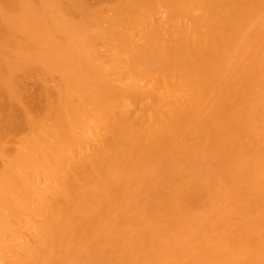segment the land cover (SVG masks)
Returning <instances> with one entry per match:
<instances>
[{"label": "bare ground", "instance_id": "bare-ground-1", "mask_svg": "<svg viewBox=\"0 0 264 264\" xmlns=\"http://www.w3.org/2000/svg\"><path fill=\"white\" fill-rule=\"evenodd\" d=\"M10 1L11 2L14 1L15 5L17 3H18V5H20L19 3H21L22 0H19V1L16 0L18 2H15V0H7V1L0 0V3L2 2L4 5L7 4L6 6L9 7L8 5H10L9 4ZM27 1H26V3L22 2L21 3L22 6L20 5L21 7L18 6V8L27 7L26 10L28 11V14L26 15L27 11L24 14L25 15L24 20L27 21L28 25L26 24V22H24V24H26L25 26L27 28H28V26L30 28L36 24L35 29L33 27L30 30H29V28L28 29L25 28L26 30H28L26 32L32 31L34 29L33 38H31L33 41L30 39V42H28L29 43L28 44L27 40L29 41V39L24 37L25 40H23L24 42L26 41V43L28 45V53L25 51V54H26V56L29 54V57H27V58L23 57L25 59V60L23 59L24 60L23 64L20 61L18 64L15 65L14 63H10L7 60L4 61L5 59H1L2 54H0V108L3 110V108L5 106H7L10 110V116H6L8 119L7 118L3 119V120L6 119L4 121L5 123L0 118V120L2 121V124L4 123L5 128H6L5 131L2 130L3 133H1V131H0V133L3 137V140L1 141L3 147L1 146V148H0V155L3 156V154H5V156L9 157V158L5 159V160H7V161H5V162H7V164L6 165L4 164V167L0 168V244L1 245L5 244L4 246L2 245L3 247L1 246L0 248L7 249L6 251L10 252L9 255H7V256H10V258L12 257L13 260L20 259L19 261L15 260L17 262L16 264H54V263L58 264V260L59 261L61 260L62 262H64V259H62V258H65L66 256L69 257V263L72 261L71 262V264H72L73 261H75L76 259L71 258V256H72L71 254L77 253L76 251L78 249H79V251L76 254V258L78 257L77 255H79L81 253V251H83V253L85 255L87 253L91 254L94 252V255L97 257V255L95 253H97L98 250L100 252L101 249L103 251L109 249L110 250V252H109L110 256H109V254L106 253L109 256V257H107L109 259H107L106 257L104 258V256H107V255H105L106 251H104V252L101 251L100 253L103 252L104 254L100 255V253H99V256L104 255L103 258L101 257L98 259V258L93 256L94 259L92 261H93V264H110V263L112 264L113 262H110V263H108L109 261L106 262V259L110 260V258L113 257L114 260L113 259L112 260L115 262V261H119V259L122 258V257H120V258L118 257V259H116V256L115 257L113 255L111 256V254H114V255L116 254L115 252L112 253L114 250V247H112V246H114L115 244H116L115 246L123 245V240L126 238V235L124 236V234H126V233H127V235L130 234V233L126 232V231H129V230H126V229H128V226L133 227L134 229L135 228L140 229L141 227H143V225H144L143 223L145 222V221H142L143 219L141 218V216L144 217L142 211L141 212L139 211L140 210L139 205H141V203H142V201L138 202L139 199H141L140 198L141 196L139 195L141 193L138 194L139 199H137L138 198V196H136L137 193L135 195L133 194L134 193L133 191L136 190V188H137L136 191H138L140 188V186H139V188L133 186V185H136L137 182L138 183L136 186H138V184L139 185L141 184L142 188L144 189V192L146 191L148 196L151 195V193H152L153 194L152 196L161 195L160 197H163L161 203L160 202L159 203L157 202L158 204L153 203V206H156L157 208H159L158 206H164L165 204H169L170 202H171V204H173L172 201H175L176 199L178 200V198H176L177 196L179 198L183 197L182 202H181L182 198H181V200L180 199L178 200L179 201L178 204L181 203L180 206L182 207V206H184L183 202L187 203L190 200V198H188V197H191V202L197 201L196 198L198 197L199 198L198 203H199L201 198L204 197L202 194H204V191L206 189H207V191H208V189H211V191L209 190L208 193L211 192V194L213 193V195L216 193V192H213V189H212L215 185L213 184L214 185L213 187H212V185L211 186L209 185L210 184V177H214V175H217L218 171H220V173H221V170L225 166H227V163L230 160V157H232L230 155V154H232V153H230V151L233 152L232 151L233 149L230 150V148H234V147H232V145L234 144V139H232L231 137L229 138V132H230V130L232 131L234 129V127L238 128V126H239L238 124L241 123L240 121H242V120L244 121V119H242V118H244L243 116H242V118H240L241 115H239L240 117L237 116L239 113L236 114L237 118H236V120H234V117H236V116H234L235 113L233 114V110L231 111V109L233 107L232 105L234 104L235 98L237 96L235 94L236 93L235 91H237V89H236L237 87L235 88V86H237L238 84L240 85V83H241V85L243 87H245L244 93L242 91V93H243L242 96L246 95V97L247 96L252 97V95H251V94H253L252 86L254 85V84L252 85V81H254V79H255L256 81H254V82L256 83L255 85H257V80L261 81L262 79H264L263 78L264 73L261 71V70L264 71V65H263L264 63H262V61H264V59L263 60L260 59L261 55L259 56V59L257 57V59L260 61V62L258 61V63H260V65L263 66V69L260 68V74H259L260 78H259V75L257 73L254 75V77H255L254 78L252 75V71L248 72L247 70L244 71V69H243L244 72H242L241 71L242 68L239 67L241 69L240 71L242 72L239 83L237 82L238 83L237 84L234 81L236 83V85H235V83L231 84L233 82V80H231L229 77V79L227 80L229 82L231 81V83H229L231 85L229 86L228 82L227 83L223 82V80L225 81V79H226V78L222 79L223 71L226 72L227 71L226 69H228V70L231 69L230 70L231 76H233V74L235 76L236 75L235 73L239 72V70L236 69V70H238L236 72V70L234 71V68H237L238 64H239V66L243 67L242 66L243 64L241 65V63H240V62L243 63V61L245 60V58H243V57L244 56L247 57L248 55L246 56V53L248 52L247 54H250L249 51L253 50V48L258 46V45L256 46V44L254 46L253 44L255 41H253V44H252L253 48H252V46L249 45L250 42L248 43L249 40L246 41V39H244L243 36H246V38H249V37L252 38L253 32H254V35H257L255 33H257L256 31H258V35H259L260 34L259 31L261 29H264V28H262L264 26H260L261 25L260 23H262V24L264 23V20H262V19H264V12H263L264 6L259 4L260 6L263 7V8L261 7V9H260V7L258 8V5H256L257 11H256V9L253 10L251 8L252 13L248 12L246 15V11L252 5V0H210L209 4L206 3V1H208V0H111L112 3L111 4L108 3V6L103 5V7H106V8H103L102 6L101 7L98 6V8H96V7L93 8L91 6L92 4H90V3L88 4L86 2V0H69V1H73V8L75 7L78 10L77 12L76 11L75 12L79 13L78 15L80 17L79 21L77 22L78 25L74 26V24H72L74 22H71V25H70V23L68 21H70L72 14L75 13L74 11H72V10H75V8L73 9V8L69 7L66 10V12L64 11L65 14L64 13L62 14V12H61V13H57L55 16V14L51 13V10H48V8L51 5V7L53 9H55V8L59 9L62 0H57L56 4H55V1L53 0L54 5L56 7L53 5L52 0H44V1H46V2H44L45 3L44 5H46V3H47V5L45 7L47 8L46 10L48 12H46L45 10L44 11H45V13H48V14L50 13L47 17H48V19L50 17L49 23L51 22L49 24L51 26H48L50 29L48 27H47V29H45V27L48 24L47 25L44 24L45 21L41 17V15L37 16L38 13L35 12V14H34V11L29 14V12L32 10H30L31 5L29 4V1L28 2ZM24 3L27 4V6H25V5L23 6ZM14 4L12 2L11 5H14ZM263 4H264V2H263ZM70 5L72 6V4H70ZM205 5L206 6L213 5L210 8L208 7L206 10L211 9L210 11H212L215 7L217 8V10H213L212 12L215 11L214 13H209L208 11H207L208 13L202 12L205 9L204 8ZM252 7H255V6L252 5ZM197 8H201V9L198 11ZM13 9L14 8H12L11 10H13ZM98 9H100V10H98ZM105 9H106V11H105ZM258 9L261 10V14H263L262 17L259 16L261 14H258L260 11ZM17 10L18 9H14L13 11H15L16 14L18 15V11L23 10V9H20L18 11ZM196 10H197V12H196ZM94 11H97L96 14H94L95 13ZM15 12H13V13H15ZM23 12H24V10H23ZM256 12H257L259 17L257 16ZM66 13H69V14H66ZM155 13H158V15L161 13L162 22H160L161 20H159L161 18L160 15H159V17H160L159 19L158 18H157V20L155 19L156 17H154V15L155 16L157 15ZM51 14H53V16H51ZM243 14L246 16H242ZM250 14H251V16H249ZM254 14L257 16V18H256L257 20H255L256 23H254V17H255ZM24 15L19 14L17 19H15L13 21L14 24H10V25L6 24V22H4V20L0 16V43L4 44V43L12 42L11 33L14 30V26H15V24L18 23L17 22L18 19H19V22L24 21V20H22ZM95 15H98V16H95ZM158 15H157V17H158ZM91 16H93V17L95 16L96 18L99 17L101 19V21L103 22V25H102L100 19H98V18L96 19V20H98L97 22L98 23L100 22V24L102 25V29H100L101 27L99 28L100 32H101V30H102V32L100 33V32H98L99 31L98 30L97 33H100L103 36L102 38H104L105 40L100 38L101 35L98 38L97 36L99 34H97V36H96V34L95 35L93 34L94 37L96 36L97 40L101 39L100 42H99V40L96 42V40L94 41V39L91 38L93 36L92 34L86 33L87 39H85L86 40V44H85L84 38H81L82 37L81 34H83V33H80V32H82L80 27H83V25L85 27L86 23H88V25H90V26H88L89 28H91L92 24H93L92 27L94 26V24L95 25L98 24L96 22V20H93V17L91 18ZM215 16H218V17L215 18ZM53 17H55V19H53ZM64 17H66V18H64ZM181 17L185 18L183 22H182V20H180L181 24L178 23L179 20H177V22L174 21V19H178ZM237 17H241V18H239V20H238ZM242 17L245 21L242 19ZM68 18H69V20H68ZM165 18L168 20L169 19L173 20L171 22H172V24H174V26L170 27L171 24H169ZM226 18H229V19H226ZM230 18H232V19L236 18V21L233 22L232 19H230ZM260 18H262V19H260ZM51 19H52V21H51ZM252 19H253V23L255 25H252L253 24V23H251ZM66 20H67V23L65 22ZM73 20L71 19V21H73ZM91 20H93V23ZM158 20H159V22H157ZM224 20H226L225 22L227 24H229V26L227 25V27H229L228 31H226L228 28L226 27V25H225L226 23L224 22ZM227 20H229V21H227ZM240 20H243V22L241 21L242 25L245 22H247V23L249 22L248 25L251 23L250 24L251 26H249V29L253 28V30H251L252 34H250L251 32L250 33L248 32L249 29L247 28L248 25L246 26L247 23L244 24V26H245L244 27L241 25ZM163 21H165V22H163ZM89 22H90V24H89ZM231 22L233 23V25L235 24L234 27L232 26ZM46 23H47V21H46ZM60 23H62V24H60ZM162 23H164L166 25H162ZM175 23H177L176 24L177 26L175 25ZM236 23H238V25ZM63 24H64V27L62 26ZM65 24H67V25L69 24L68 27L73 25L72 29H71V27H70L71 30L69 28H67V26H65ZM37 25H39V27H40V30L38 29L39 30L38 33L36 31ZM60 25L62 26V28H60ZM256 26L258 28H256ZM75 27L78 29L80 28V32H79L80 34L77 36H76V34H78V32L75 31L76 30ZM174 27H175V29H174ZM177 27H179V28H177ZM231 27H233V28H231ZM238 27H240V28H238ZM254 27H255V30H254ZM58 28H60L61 30L63 28H65V30L68 29L69 33L72 30H74L73 28H75L74 32H76V33L75 34L71 33L70 35H72V36L75 35V36H73V38H75V37L78 38V36H79V38L82 39L81 40L82 42H79L78 41L79 38H78L77 44H76L74 42L75 40H73L72 36H70L69 33H66L69 36L66 35V37H64L63 39H60V37H63V36L60 35V37H59V36H57L58 34L56 32H54ZM236 28L238 31L234 32V30ZM259 28H260V30H257ZM88 30H90V29H88ZM93 30L94 29H92V31ZM245 30H247V31H245ZM18 31H19V28H18ZM53 32L55 35L57 34L56 35L57 38L53 35ZM230 32H232V33H230ZM239 32H240V34H242V32H243V35H240ZM244 32H245V34H244ZM263 32L264 31L262 30L261 33H263ZM31 33H30V35H31ZM58 33H60V32H58ZM95 33H96V31H95ZM102 33H104V35H106L107 39H106V37H104V35ZM229 34H230L231 39L233 38L234 34H236L234 36L236 39H239V35L242 36L243 38L240 37L242 39H239V42H240V40H242L241 43L246 44V46H248V47L250 46L252 49L246 47L247 49L245 52V47H244L245 45H243L244 49L242 48V50H241V48H239V47H241L242 44L238 43V42L237 43L235 42V44H237V45L231 43L232 45H235L236 47L233 46V47L229 48V46H231L230 42L235 39L234 38L232 40L231 39L228 40L226 37H228ZM14 35H15V33H14ZM48 35L50 37H48ZM52 35H53V37H52ZM258 35H257V37H258V39H260L262 35L261 34H260L261 36H258ZM87 36H90V38L88 39ZM58 37H59V39H58ZM254 37L256 38V36H254ZM262 38H263V36H262ZM36 40L41 41V43L39 42L40 44H42V43L44 44L43 48H40V46H39L41 53H39L37 45L34 46V44L36 43ZM261 40H263V39H261ZM261 40L260 41L258 40L259 43H257V44H259V49H260V45H261V48H262L261 50H263L264 49V43L260 44ZM94 42H95V44L98 43L99 46L102 44L100 46V48L102 50L105 46H106V49H104V50H107L108 45H109L108 49H111L112 51L108 50L109 53H106V52L102 53V51L95 52L94 50L97 46H94ZM102 42H104L105 45ZM15 43L17 46H20V44L17 43V41H15ZM26 43H23V44H26ZM30 43H32V44H30ZM39 43L37 42V44H39ZM23 44H21V45H23ZM238 44H241V45L238 46ZM5 46H6V44H5ZM92 46L95 47L94 50H93ZM21 47L22 46H20V48ZM222 47H223V50H222ZM224 48L225 49L228 48V50H227L228 53H230V51H231V53H233L234 50H236L235 53H237L239 60L240 59H244V60L237 62L238 58H232L231 59V56H229L231 54L226 53V56H225L224 52H223L225 50ZM231 48L233 50H230ZM238 48L241 50V52L239 51ZM23 49H24V46H23ZM96 50H97V48H96ZM20 51H22V50H20ZM20 51H18V52H20ZM37 51L39 54L37 53ZM0 52H1V50H0ZM110 52H112V53H110ZM251 53H252V51H251ZM240 54H241V56H240ZM21 55H22V52H21ZM123 56H125V57L123 58ZM223 56H224V59L222 58ZM251 57L249 56L248 59L249 58L251 59ZM263 57H264V50H263ZM227 58H229L228 60H232V62L231 61L228 62V60L226 61ZM28 59H31V60L28 61ZM252 59H254V58H252ZM38 60H40V61H38ZM224 61L227 62L228 64L223 65L222 62H224ZM39 62H40V64H38ZM255 64L253 62L252 63L248 62V65L247 64L246 65L249 68H252V70H253L255 67H252V66ZM21 65L23 67H21ZM226 65L228 66V68L226 67ZM15 67H21L22 69L24 68L22 70L23 72L22 71L19 72V73L22 72L21 73L22 76L18 72L15 71V70H17V68L15 69ZM222 67L223 68L225 67L226 71ZM232 68H233V71H232ZM257 70H258V68H257ZM246 71L248 73H246ZM258 73H259V71H258ZM238 74H240V72ZM256 75H258V77ZM220 76H222V77L220 78ZM226 76H228V74ZM226 76H224V77H226ZM19 78L32 79L29 82V83L32 82L31 83L32 85L28 84L29 86H31V88L29 89L30 92L27 93V94H29V98H30V100H28V101L25 100L24 96L22 97V92H21V90H19L20 87H22L21 85L18 89L17 79L19 80ZM220 80H221L222 84L219 82ZM218 83H220V88L222 85L227 84L230 87V89L226 90V88L228 86H225V85H224L225 87L224 86L222 87V88H224L223 90H222V88L218 89L217 88V86L219 87ZM25 84H26V82H25ZM231 87L235 88L236 90L231 89ZM36 88H37V90L39 89V91H36ZM215 89L220 90L219 93L217 92V90L215 91ZM221 90L223 91V94H222ZM224 90H225V92H224ZM22 91H24V89ZM210 93L212 94V97L210 98L211 100L215 94L218 96V98H216L217 97L216 95L214 96L213 99L216 98L217 101L215 102V105H211V108L209 107L210 104H208L209 101L208 102L206 101L208 98L205 99ZM213 93H214V95H213ZM255 93H256V94H254L255 96L253 95L254 97H256L257 94L260 92L256 91ZM24 94H26V93H24ZM249 95H251V96H249ZM27 97H28V95H27ZM246 97H245V99H246ZM260 98H261V96H260ZM12 99H15V100H12ZM231 99H233L234 102H232ZM257 99L258 98L256 97V100ZM262 99H261V101L264 102V100H262ZM204 100L206 101V103ZM211 100L209 103H211ZM256 100H255V102H257ZM12 101L13 102L15 101V102L12 103ZM260 102L258 101L257 105L260 106L259 104H261V106H262L261 109L264 110V105H263L264 103H260ZM15 103H17V106L14 107ZM235 103L236 104L234 105L235 106L234 110H236L235 108H237L236 107L237 102H235ZM205 104H208L209 106L205 108V106H206ZM251 107H252L251 109L255 113V111H256L255 104H254V106L252 105ZM4 109H6V108H4ZM251 109H250V112L252 111ZM15 110H16V112H15ZM248 110H249V107H248ZM259 110L260 109H258L256 111L257 112L256 114H259V116L260 115L263 116L262 112L259 113ZM262 110H260V111H262ZM16 113H18V115L21 116V118H22L21 120H16L15 118H13V116H15ZM248 113H249V111H248ZM251 115L253 118L254 117L253 115H255V114H250V116ZM259 116H258V119H259ZM238 117L240 118L239 119L240 121L239 120L237 121ZM255 117H256V115H255ZM92 119L99 120L101 122V124L104 123L103 127L104 126L105 127H104L103 133H101V134L96 133L97 135H94V133H93V137L90 138V136H88V133H89V135H91L90 128H92V125L89 122H91ZM219 119L221 121H218ZM17 121H19V122H17ZM194 121L197 123L196 129L198 130L199 137L202 139V141L201 142L196 141L197 143L192 141L193 143L192 142L190 143V139H189V142H187V139H188L187 134H189V132L192 131V130H190V128L192 127V125L194 126V124H195ZM243 121L241 123V124H243V126L242 125L239 126V128L241 126L243 127V128H241L242 135L245 132V134H244L245 137L243 136L242 140L243 141L246 140L245 143H250V142H248L249 140H247L248 139L247 136L250 134L249 130H247L248 131L247 136H246V131H243L245 129L244 126H246L245 123L247 121L245 120L244 123H243ZM254 121L256 122V120H254ZM263 122H264V120H263ZM263 122H260V123H263ZM87 123H89L91 126H88ZM190 123H192L191 127H190ZM248 124L249 123H247V125ZM260 125H262V124H260ZM239 128H238V130H240ZM20 129H26L30 133V135L28 134L29 137L24 138L25 136H27V133H28L27 132L24 137H22L21 139L18 138L17 134L20 133V132L18 133V131H20ZM80 129H83V131H81ZM256 129H257V127H256ZM236 130H233V131H236ZM88 131H90V132H88ZM233 131H232V133H233ZM239 132L240 131H238L237 133H239ZM254 133H255V131H254ZM3 134H4V136H3ZM12 135H14L13 138L17 137V139H13ZM191 136L194 137V134ZM235 136L241 137V135H238V134H236ZM250 136L252 137V134ZM250 136H249V139L251 141L252 139ZM252 138H254V137H252ZM193 139L195 140V138H193ZM196 139H197V137H196ZM13 142H18V145H17L18 147L16 146V147H10L9 148L8 146H6L8 144H13ZM239 142H240V144L241 143L243 144V142H241V140ZM242 144H241V146L245 147V145L244 144L242 145ZM194 145L195 146H197V145L201 146L202 147V149H200L201 151L198 150L199 146H198L197 150L193 149L192 146L194 147ZM76 146L80 147L79 150H81V153L79 151L78 152L76 151ZM243 148H242V150H244ZM68 149H70V153L68 155H66L65 152H67ZM205 149H206V151H205ZM237 149H238L237 153L239 152V154H240L241 148H237ZM247 149H250V148H246V150ZM260 150H261V152L260 151L259 152L263 155L261 147H260ZM233 153H236V152H233ZM261 154L258 155L260 158L262 157ZM232 155H234V154H232ZM246 155L243 157L249 158L248 157L249 154L247 156ZM251 159H255V158L251 157ZM251 159L250 160L245 159L246 161L244 162V160H243V162L245 164L248 163V161H249V163H252L251 161H253V160H251ZM256 159H257V157H256ZM259 160L260 159L258 158L257 162ZM190 161H194V162L199 161L200 163H202L205 166V168H203V170H201L200 166H202V165L199 166L196 163H195L196 165L194 164V168H192V163ZM186 162L191 163L190 164L191 166L188 165L187 167L188 168L191 167L192 169L190 168V170H192L193 172L196 170V168H198L196 170V172H194V173H198L197 178H195L194 180H192L190 182H188L190 180V176L189 177L187 176L188 174H187V171L185 170L187 168V167L185 168V166L187 165ZM261 162H259V163L261 164ZM249 163L245 165L241 161L240 164H243L244 167H243V165H239V166H242V168L239 167V169L240 170L242 169L244 171V169H246L245 167H248L251 165ZM263 163H264V161H263ZM33 165L37 166L38 169L32 170L31 167ZM254 165H253V167L250 166L251 168H249V169L251 170L254 168L253 170L256 172L255 167H258V164L256 166V164L254 162ZM228 166H227V168H231L230 166H232V169L231 170L229 169V171L227 169V173L234 171V165H228ZM28 168H30L31 170H29ZM34 168H36V167H34ZM236 168H237V166H236ZM2 169H3V171H2ZM256 169L259 171L258 168H256ZM40 170L47 173V175L49 177L51 175L55 176V174L57 172L59 173V175H61L60 173H62V176H58V174H56L55 178L57 179L59 177V181H58V183H56L57 187L53 188V184H52L51 187L53 188L54 191L51 190L53 192H49L50 194L49 195L46 194L47 196H45V194H43L41 192L46 193V191H50V190H46L49 187L47 188L46 185L45 186L42 185L43 188L38 187V184H37L38 181L35 179L36 175L39 172H41ZM250 170H248V173H250V172L252 173V171H250ZM146 171H148L149 173L153 171L152 174H154L155 176H151L150 175L151 173L150 174L148 173V176L150 175L153 179L149 178L148 181H150V179H151V182H150L151 184H145L146 187H144L142 183L144 182L145 179L147 182L148 178H145L147 176H145V177L142 176V178H144V180H142L143 182L141 181V183H139V180H140L139 178ZM192 171H190L191 172L190 174H193ZM197 171H199V172H197ZM262 172H263V169H262ZM225 173H226V171H225ZM231 174H230V176H231ZM232 175L234 176V174H232ZM254 175H256V173H254ZM233 176H231V178ZM260 176H259V178L263 179V178H261L263 175L261 177ZM218 177H217V180L221 181V176L219 177L220 179H218ZM235 177L236 176H234V178ZM186 178H187V180H186ZM227 179L229 181V185H230V182L233 185H236L237 183L241 184V185L243 184V183L239 182V180H237L238 182L236 181L237 183L235 184V183H233L235 180L230 181L231 179H229V178H227ZM184 181H186V182H184ZM225 181L226 180L224 179L223 183H225ZM48 182H51V181H48ZM161 183L166 184V188L163 186V188H165V189L160 187L159 184H161ZM219 183H222V181ZM232 184H231V186H233ZM238 184L236 186H238ZM244 185L245 184H243V186ZM130 186H132L134 188H131L129 190ZM209 186L211 188H209ZM216 186H217V184H216ZM228 186L224 187V188H228ZM246 187L249 188L248 184H246ZM231 188L233 189V187H231ZM263 188H264V186H263ZM254 189L256 192L255 186H254ZM257 189L261 190V187L260 188L257 187ZM229 190H227V189L221 190L220 191L221 193L219 192L220 196H221V194H224V196H226L227 194L222 193V192L224 191L227 193V192H229ZM231 190H230V192H231ZM243 190H245V189H243ZM263 190L264 189H262V191H260V193H263ZM251 191L253 192V190H251ZM139 192H140V190H139ZM141 192H142V190H141ZM245 192H246V190H245ZM219 193H216L217 194L216 196H218ZM36 195H37V198L39 197L40 202L37 204H33L32 202H35L34 200L37 199L35 197ZM131 195H133L132 196L133 199L138 200V201H135L136 203L138 202L137 204L134 201H132V203L134 202V204H136L135 207L136 206H139V207H138V209H136L137 208L136 207L135 208L136 210L131 209L130 211L133 212L135 210L137 212L138 211L140 212V214L138 216H136L135 219H138V220L142 219L141 224H143V225L139 224L140 220L139 221L136 220L137 221L136 222L134 218H131V216L133 214L132 215H125V213H124L123 209L124 208L126 209L127 208L126 206H128V204L131 203L129 201V199L130 200L132 199V198H129V197H131ZM142 195H143V193H142ZM146 195H144V196L146 197ZM193 195H196V196L194 197ZM201 195H202V197H201ZM127 196H128V198L126 199ZM173 196H176V197H174L175 198L174 200L172 199ZM135 197H137V198H135ZM154 197L158 198V196H154ZM154 197H151V198H154ZM205 197H207V196H205ZM221 197H223V195ZM221 197H220V201H221ZM192 198L194 201L192 200ZM210 198L211 197L209 196V199ZM212 198H214L213 200H215V201L219 200V197H218V199H216L215 196H212ZM123 199H126L127 201H125ZM147 199L144 202L145 204H146V201H147V204L149 203V201ZM149 199H150V197H149ZM203 199H205V198H202V201H204L207 204L208 202H206V200H203ZM160 200H161V198H160ZM210 200L207 199V201H210ZM222 200L224 201L226 199L222 198ZM115 202H118V204L116 205ZM123 202H125V203L129 202V203L124 205ZM176 202L177 201H175V203ZM191 202H190V204L189 203H187V204L191 205ZM204 202H200V203L205 204ZM217 202H219V201H217ZM221 202H219L220 205H221ZM26 203L29 204V206L28 205L26 207L23 206L24 209L22 210V205H24V204L26 205ZM132 203H131V205H132ZM210 203L212 205L207 204V206L211 205V208H212L213 204L215 202L214 203L210 202ZM112 204L113 205L115 204L118 208L120 207L121 209H122V207L125 206L122 209L123 210L122 213H124V214L121 213L120 216L119 215L116 216V217L120 218L122 215V217L120 218L121 220L120 219L119 220L118 219L113 220L114 218H116L115 215L121 211H118V210H120V208L116 209L115 205H114L115 208H113ZM150 204L151 203H149V205ZM232 204H233V202H232ZM30 206H31V208H30ZM110 206L113 209H115L114 210L115 212L114 211H113V213L111 212V210H113V209L110 208L111 209L110 210L109 209ZM153 206H151V208ZM174 206L178 208L177 209V208L173 207L174 209H177V212L173 211V213H171V215L165 213L167 215L166 216L167 218H169V216L174 215V218L173 217L169 218L170 221L172 219L174 220L175 217L179 216V215H176L175 213H177V214L180 212L182 213L185 210L184 209L185 207L183 208V210H181L182 208H180L179 205L178 206L174 205ZM216 206H218V204ZM259 206H261V205H259ZM142 208H143V206H142ZM149 208L150 207H148V209ZM169 208H170V206L168 207L169 211H166L165 208H162V209L165 210L167 213H170ZM188 208H190V206ZM211 208H210V212L208 211V213H206V211H204L205 213H203V214L209 215V213L211 214V212L215 213L213 210H215L216 207H213L214 208L213 210ZM226 208H228V207H226ZM166 209H167V205H166ZM174 209H172V210H174ZM179 209H180V212L178 211ZM259 209L260 208H258L257 212H259ZM192 210H194V209H192ZM199 210H200V206L197 209V211H199ZM219 210H220V207H219ZM221 210L223 211V208ZM227 210L228 209H226V211ZM116 211H118V212H116ZM154 211H155V209H154ZM222 211H220V212H222ZM108 212L115 214V215L112 216V214H111L110 216H112V217H110L108 215ZM218 213L219 212H216V214H218ZM222 213H219V214L223 215ZM225 213H227V212H225ZM135 214L136 213L134 212L133 216H135ZM182 214H184V213H182ZM253 214H251V215H253ZM124 215L126 217L130 216V219L126 218ZM144 215H145V218L147 220L149 218V217L148 218L146 217L147 213H144ZM20 216L24 218L21 220H22L23 224H25V225L28 224L26 221L27 219L31 220L30 223L36 222V225H35V227H37V228H35L36 230H34V228L32 227V224H31V227L33 228V230L35 232L34 233L32 231L34 236H33V234H31V235L27 234L28 233L26 230L27 226H25V230L23 232L21 231L22 232L21 234H16V235L13 234L12 235V226L11 225L13 223V226L15 224L14 227H16V220H18V218H20ZM153 216H156V218H157L158 215L153 214ZM184 216H185V218H187L186 215H184ZM209 216H211V218H213L214 215H209ZM225 216H222V217L224 218ZM137 217H139V218H137ZM166 217L165 218L163 217V219H167ZM252 217L251 218L253 220L255 216H252ZM15 218H16V220H14ZM108 218L110 220H111V218H113L112 220L114 222H112V223L114 224L116 221V223H118V225H116V223H115L114 224L115 226H113V225H111V222L107 223L108 221H110V220H108ZM178 218L174 222L179 221ZM225 218L227 219V216ZM127 219L131 220V221L133 219L137 223V224L135 223L136 227L134 224H130V223H128V225H126L127 223H125V222H127V221H125V220H127ZM187 219L191 220L190 218H187ZM198 219L200 221L202 220V219H200V217ZM246 219L249 220V222H251L249 225L252 226L253 222L250 221V219H248V218H246ZM246 219H245V221H246ZM148 220L151 221V225L153 224V222H154V224H157V223L160 224L161 223V225H160L161 229H163V227H164V229H167V226H170V227H168V229L172 230L173 227L171 228V226L172 225L174 226V222H172V225H170L168 223L163 225L161 220L160 221H158V220L153 221L150 218ZM181 220L183 221V219L181 218V215H180V221L179 222H182ZM194 221L195 220H193V225H195ZM261 221L263 222V220H261ZM120 222H122V223H120ZM179 222H177L178 225L181 224ZM203 222H205V219ZM203 222H199V223L202 224ZM254 222H255L254 225L258 226V224H256L257 222L256 221H254ZM132 223H134V222H132ZM177 223H175V226L177 225ZM208 223H209V219H208ZM210 223H211V221H210ZM259 223H260L259 226L264 225L261 222H259ZM211 224L213 226L214 223H211ZM244 224H246V223L243 222V226H244ZM247 224H248V222H247ZM109 225H111V226H109ZM119 225H121L122 230H124L123 229L124 225L127 226L124 230L126 233L122 230H121V232H119V230L121 228ZM178 225L176 228H180V227H178ZM183 225H186L185 222H183ZM189 225L191 226L192 224H189ZM193 225L191 227L189 226L190 230H194L195 228H197L196 226H199L197 223V225L194 226V229H191L193 227ZM226 225H227V223H226ZM38 226H39V229H38ZM40 226L42 227V229ZM108 226H109V229L107 228ZM116 226H119L118 227L119 230ZM148 226H146V228L145 227H143V228H145V231H148L147 233L149 235L144 233L145 232L144 230L142 233H144V234L148 235V237H150V238L144 237L145 239L148 240L147 243H149V245L150 244L155 245L162 238L163 241H161L160 243H157V245L159 246V248L157 250H159L162 247L160 250L163 252V255H164V253H165V255L169 253L170 255L169 254L166 255V258L169 257L168 258L169 261L171 260V257L173 258L175 256V257L180 258L182 256L180 252H182L184 249L182 251H180L181 249H179V247L177 248V245H176L177 242H176V244H174V245L176 246L178 251H180L179 252L180 254H178L176 251L177 249H175V246L173 245V241H178L177 239L176 240L172 239L173 240L172 242L170 240H168L167 243L170 242L168 244L163 243L165 240L163 238L164 237L169 238L170 234H167V236H164V235H166L165 233H163L164 230L160 232V231L156 230L155 226L154 227H153V225L152 226L148 225ZM175 226H174V228H175ZM212 226L211 227L209 226L210 229L213 228ZM233 226H234V224H233ZM243 226L240 225L241 228ZM14 227H13V230H14ZM22 227H24V226H22ZM110 227L113 228V230L106 232V228L108 230H110ZM114 227H115V230L117 229L116 230L117 233L114 232ZM152 227L155 229H152ZM184 227L186 228V226H184ZM150 228L152 229V231L153 230H156V231L153 232V234H152V232L149 233L151 231ZM235 228H237V227H235ZM17 229H20V227L19 228L17 227ZM134 229H132V230H134ZM205 229H207V226ZM223 229L224 228L218 230V231H220V235L222 236V234H224L223 236H227V235L230 236L229 232H228V234L223 233ZM232 229L234 230V228H232ZM238 229L240 230V228H238ZM242 229L240 231H242ZM175 230H177V229H175ZM186 230H187V228H186ZM195 230L197 231V229H195ZM199 230H201V229H199ZM215 230H216V228H215ZM248 230L246 229V231H248ZM17 231L18 230H16V232ZM221 231H222V233H221ZM240 231H238L239 234H240ZM253 231H255V230H252L251 233L257 234V232H258V231H256V232H253ZM108 232H111L112 234L111 233L108 234ZM118 232L120 233L121 236L120 235L119 236L121 238L118 237V235L115 236V234H118ZM135 232H137V234L140 233L139 231H135ZM172 232L174 233L176 231H170V233H172ZM205 232H207L209 234V229L206 231L203 229V232H202L204 237L205 236L209 237L210 234L209 235L207 233L205 234ZM236 232L230 231V233H232L231 235H232L234 242L236 241L235 236H234L236 234ZM18 233H19V231H18ZM106 233H107V237L105 238ZM113 233H115V234H113ZM121 233H123V235ZM142 233L140 234V240L143 238V237H141ZM158 233H160V235H158L159 237L157 235H155ZM161 233H163V235ZM166 233H167V231H166ZM183 233H185V232L183 231ZM183 233H181V235H183ZM202 233H200V234H202ZM137 234L134 238L139 236V235L137 236ZM218 234H219V232H218ZM108 235L111 237V239ZM113 235L115 238H113ZM153 235H155L156 240L154 238L152 239L151 236H153ZM194 235L196 236V239H198L197 233ZM203 235H201V236H203ZM32 236L34 238H38V239L34 240V239H32ZM123 236L125 238H123V240L121 241ZM160 236H161V238H160ZM178 236H180V232H179V234L177 233L176 237H178ZM187 236L188 235H186V238H187ZM243 236L244 235H242V236L239 235V238H236V239H239V241H236V243L239 242V245L235 244V245H238L235 247H240V246L242 247V244H240L241 243L240 239L244 242V244H246V248H247V245L249 243L248 242L246 243L244 240L251 239V241L254 243L255 240L253 241L252 238H249L248 236H247V238L245 236L243 238ZM258 236L260 237V235L257 234V236L254 238L256 239ZM108 237L111 241L113 239L112 243H115L114 245L108 244V241L111 242L108 239ZM117 237H118L119 241H121L122 244L120 242H114V240L118 241V239L116 240ZM129 237L132 238L133 235L129 236ZM157 237H158V240H157ZM204 237L199 238L200 241L203 238L202 241L200 242V246H201V244L203 246L206 245V244L205 245L203 244L204 243V241H203ZM230 237L227 236V239H229ZM240 237H242V238H240ZM188 238H190V237H188ZM30 239H32V240H30ZM84 239H85V242H83ZM96 239L98 240L97 242L93 241ZM103 239H105V241H103ZM107 239H108V241L106 242ZM145 239L144 240L142 239L143 243L147 241V240L145 241ZM214 239H217V238H215V236H214ZM214 239H213V241H214ZM225 239H226V237H225ZM13 240L14 241L16 240V242H18V244H16L17 246H15V244H11V241H13ZM27 240H29V241H27ZM100 240L104 242V243H102L103 244L102 248H101V246H98V245H100V244H98V242ZM127 240H128V236H127ZM129 240H130L129 244H128V241H126V243L124 242L125 250H127V252H126L123 249L124 254L130 253L129 252L130 250L132 251L133 248L131 247L132 245H130V244H132V241H133V243H136L135 244L136 247L140 246V245L137 246L139 243L141 244V246H143L141 241H138L139 243L137 244V242H134V241H136V239H133L132 241H131V239H129ZM262 240H264V239L262 238ZM80 241H81V243H79ZM89 241H91V242L87 243ZM153 241H154V243H153ZM209 241L210 240H208V242ZM251 241L249 240V242H251ZM179 242L181 243V240H179ZM192 242L193 241H191V243ZM206 242L207 241H205V243ZM210 242H212V241H210ZM234 242L232 243L233 244L232 247H234ZM84 243L88 244L89 247L86 246L84 248L81 245H79V244L83 245ZM117 243H119V245ZM161 243H163V244H161ZM193 243H192V245H193ZM196 243H197V240H196ZM86 244H84L83 246H85ZM95 244L98 247H100V249L97 246H95ZM104 244H105V246L107 245L106 249H105ZM197 244H198L197 247L195 246L190 250H192V252L193 251L196 252V249H201V251L197 250V251H199V253H201L202 249L204 250V247L201 248L199 246V243H197ZM230 244L231 243H229V245ZM23 245H26V246L23 247ZM78 245L80 247H82L81 250H80V247H78ZM108 245H110V247L113 248L112 252H111V249ZM144 245L146 248L143 246L144 247L143 250L145 251V249H146L148 251H145V253L141 251L142 252V254L140 253L141 255L139 254L140 251L139 252L136 251V253H138V254L136 256H134L135 258L133 257V255H132V257H130L131 262H132L131 264H133L136 261H139L141 258L143 260L146 259V260H144V262H153V260L148 261L149 259L146 258L149 255H150L149 257H151L152 253H153V257H154V255L156 256L154 261L157 260V257L159 260L161 259L159 255L155 254L157 252L156 249L149 248L150 249L149 250V249H147V247L149 245L146 246L145 243H144ZM171 245L174 246V248L171 247ZM183 245L185 246V244H183ZM207 245H209V244H207ZM249 245H251V244H249ZM13 246L17 247L18 249L14 247L16 249V250H14ZM129 246H130V249L128 250ZM141 246H140V249H142ZM198 246H199V248H198ZM103 247H104V249H103ZM169 247H170V249H173V250L175 249L174 250L175 253H173V251L170 250ZM205 247H207V246H205ZM250 247H252V249H253L255 246H250ZM250 247H249V249L251 251L250 253H252L253 250H251ZM73 248H75L74 250H76V251H74L75 253L73 252ZM121 248H123V247H121ZM121 248H120V246L117 247V249H118L117 251L121 252V250H120ZM166 248H167L168 252H166ZM219 249H221V248H218V250ZM238 249L243 250V248H238ZM213 250H214V248H213ZM213 250H211V251H213ZM225 250L223 249L222 253ZM68 251L72 252V253L70 252L71 253L70 256L67 254V253H69ZM90 251H92V252H90ZM246 251L247 250H244V253ZM0 252H1V250H0ZM120 252L117 253V255H119ZM134 252H135V248H134ZM188 252H190V251H188ZM192 252H190L191 255L193 254ZM205 252L206 251L204 250V252H202V254H204ZM216 252H217V254H216ZM216 252L215 253L210 252V253H213V256L215 254L216 255L219 254L218 256L221 257L222 254H220V251H216ZM229 252L230 253H228V252L223 253L225 260L224 259L221 260L220 258H218V256L216 257V255H215L216 258H214L213 256H209L207 258H211V259L214 258V261L212 260L213 261L212 263H217L218 261H222V262H220V264H222L225 261L229 262L228 259H230V257H231V259H233L234 256L236 255L230 250H229ZM207 253H209V252L207 251ZM2 254L3 253H0V256ZM263 254H264V252H263ZM85 255H83V256H84V260L86 261L87 255L86 256ZM142 255H144V257ZM176 255H178V256H176ZM191 255L185 256V257L183 256L185 259L182 257V260L180 258V261H182L181 263L187 264V262L192 261V262H190L192 264L194 262V260L193 259L192 260L187 259L188 257H190V259H191ZM204 255H206V253ZM238 255H240V254H237L236 256H238ZM258 255H260V254H258ZM2 256L0 257L1 262L3 264H10V261L7 260V256H3V257ZM245 256L247 257L248 253ZM68 257L66 258L65 262L68 260ZM80 257H81V255L79 256V258H77L78 261H80L82 259V258L80 259ZM139 257H140V259H139ZM175 257L173 258L174 259L173 262L171 260L170 263L175 264L176 260H177L176 263L180 262L178 259L175 260ZM195 257H196V260L198 258H200L199 256H196V254H195ZM91 258H92V255L90 258L88 256L87 261L88 262L90 261V263H92V261L90 260ZM207 258L204 259L203 261L208 262L210 259L208 260ZM142 259L140 261H142ZM215 259H216V262H215ZM241 259L242 258L240 257V262L236 260V263L234 261L233 264H241L242 263ZM121 260H123V259H121ZM168 260H166V261L169 262ZM185 260H187V262ZM56 261H57V263H56ZM61 261H60V263H62ZM82 261H83V259H82ZM85 261H84V264H85ZM126 261H127V258H126ZM161 261H163V259H161ZM244 261H246V260L244 259ZM121 262H119V264H121ZM164 262H165V260H164ZM209 262H210L209 264H211V260ZM2 263H0V264H2ZM12 263L14 264V262H12ZM77 263H79V262H77ZM117 263L115 262L114 264H117ZM63 264H65V263H63ZM86 264H88V263H86ZM124 264H129V263L125 262ZM140 264H142V263H140ZM150 264H152V263H150ZM160 264H161V262H160ZM205 264H207V263H205Z\"/></svg>", "mask_w": 264, "mask_h": 264}, {"label": "rangeland", "instance_id": "rangeland-1", "mask_svg": "<svg viewBox=\"0 0 264 264\" xmlns=\"http://www.w3.org/2000/svg\"><path fill=\"white\" fill-rule=\"evenodd\" d=\"M4 1H7V0H4ZM18 1H19V0H18ZM18 1L15 0V2H18ZM26 1H27V0H22L21 3H22V2H25V3H26ZM28 1H29V4L31 5V6L29 5L31 9H30V8H29V9L32 10V11L29 12V14H30L31 12H33V11H34V14H35V12H37V13H38V14L36 13L37 16H38V15H41V17L44 19V21H45L44 24H45V25L48 24L46 27L44 26L45 29H47L48 26H51V25H49V24L51 23V22L49 23V21H50V20H49L50 17H49V19H48V17H47L50 13H49V14H48V13H45V11L48 12V11L46 10L47 8L45 7V6L47 5V3H46V5H44V4H45L44 2H46V1H44V0H42V1H41V0H28ZM28 1H27V2H28ZM54 1H55V4H56L57 0H54ZM54 1L52 0L53 5H54ZM105 1H106V2H105ZM209 1H210V0L206 1V3L209 4V3H210ZM255 1H256V2H255ZM2 2H3V1H2ZM2 2L0 3V16H1V18L4 20V22H6V24H8V25H10V24H14L13 21H14L15 19H17L18 15H19V14H23V15H24L25 12L27 11V10H26L27 7H24V8H18V6H20V5L22 6L21 3H19L20 5H18V3H17V4H16L17 6H16V5L14 4V1H12L14 5H11L12 2L10 1L11 3L9 2L10 5H8V6H9L11 9L14 8V9H18V10H20V9H23V10H24V12H23V10H20V11L17 10V11H18V15H17L16 12L13 11L14 9L11 10L9 7L6 6L7 4H6L5 2H4V3H5L6 5H4ZM41 2H42V3H41ZM68 2H69L70 4H72V6H71ZM86 2H87L88 4H89V3L92 4L91 6H92L93 8H94V7L98 8V6H99V7H101V6L103 7V5H104V6H106V5L108 6V3H110V4L112 3L111 0H86ZM260 2H261V3H260ZM263 2H264V0H254V1L252 0V5L255 6V7H252V5H251L250 8L246 11V15H247L248 12L252 13V9H253V10L256 9V11H257V7H256V5H258V8L260 7V9H261L262 6H260V5H263V6H264ZM25 3L23 4V6H24V5L27 6V4H25ZM51 4H52V3H51ZM63 4H64V5H63ZM98 4H99V5H98ZM259 4H260V5H259ZM68 5H69V6H68ZM21 6H20V7H21ZM54 6H55V5H54ZM67 6H68V7H67ZM205 6H206V5H205ZM205 6H204L205 9H204L202 12H205V13H206V12L208 11L209 13H214L215 11H214V12H212V11H213V10H217L216 7H215L212 11H210L211 9H210V10H209V9L206 10L208 7L210 8V7H212L213 5L206 6V7H205ZM55 7H56V6H55ZM69 7L73 8V1L62 0L59 9H56V8H55V9H56V10H55V9H53V8L51 7V5H50V7L48 8V10H51V13L55 14V16H56L57 13H61V12H62V14H63L64 11L66 12V10H67ZM44 8H45V9H44ZM74 8H75V7H74ZM74 8H73V9H74ZM103 8H106V7H103ZM251 8H252V9H251ZM262 8H263V7H262ZM8 9H9V10H8ZM29 9H28V10H29ZM60 9H61V10H60ZM101 9H102V8H101ZM200 9H201V8H197L198 11H199ZM260 9H258V10H260ZM44 10H45V11H44ZM98 10H100V9H98ZM102 10H103V9H102ZM107 10H108V9H107ZM197 10H196V12H197ZM4 11H5V12H4ZM72 11H74V12L76 11V12H77L78 10L75 8V10H72ZM105 11H106V9H105ZM194 11H195V10H194ZM13 12H15V13H13ZM76 12H75L74 14H72L71 18L69 17V18H70V21H68V22L70 23V25H71V22H74V23H72V24H74V26H77V25H78L77 22L79 21L80 17H79V15H78L79 13H76ZM94 12H95L94 14H96L97 11H94ZM208 12H207V13H208ZM263 12H264V8H263ZM263 12H262V13H263ZM9 13H10V14H9ZM27 14H28V11H27L26 15H27ZM53 14H51V16H53ZM64 14H65V13H64ZM66 14H69V13H66ZM94 14H93V15H94ZM97 14H98V13H97ZM155 14L158 15V13H155ZM203 14H204V13H203ZM256 14H257V12H256ZM258 14H261V10L259 11ZM258 14H257V16H258ZM32 15H33V14H32ZM157 15H156V16L154 15V17H156L155 19L157 20V18L159 19V18L161 17V18L159 19V20H161V19H162V15H161V13L159 14L160 17H159V15H158V17H157ZM246 15L243 14L242 16H246ZM254 15H255V14H254ZM63 16H64V15H63ZM69 16H70V15H69ZM95 16H98V15H95ZM95 16H94V17L91 16V18L93 17V20H96L97 18L100 19L99 17L96 18ZM249 16H251V14H250ZM257 16L255 15V17H254V23H256L255 20H257V19H256ZM259 16L262 17L263 14H261V15H259ZM259 16H258V17H259ZM20 17H21V16H20ZM165 17H166V16H165ZM217 17H218V16H215V18H217ZM24 18H25V15H24V17H23L22 20H24ZM51 18H52V17H51ZM64 18H66V17H64ZM69 18H68V20H69ZM91 18H90V19H91ZM237 18H238V20H239V18H241V17H237ZM244 18H245V17H244ZM53 19H55V17H53ZM71 19H72V20L74 19V20L71 21ZM165 19H166V18H165ZM165 19H164V20H165ZM184 19H185V18L181 17V18H178V19H174V21L177 22V20H179L178 23L181 24L180 20H182V22H183ZM226 19H229V18H226ZM230 19H232V18H230ZM242 19H243V17H242ZM245 19H246V18H245ZM260 19H262V18H260ZM93 20H91L92 23H93ZM151 20H152V19H151ZM159 20H158L157 22H159ZM166 20L168 21L169 24H171L170 27L174 26V24H172V22H171V21H173V20H170V19H169L170 21H169L168 19H166ZM243 20H244V19H243ZM243 20H240V22H241V21L243 22ZM258 20H259V19H258ZM262 20H264V19H262ZM46 21H47V23H46ZM51 21H52V19H51ZM91 21H90V22H91ZM97 21H98V20H96V22H97ZM100 21H101V19H100ZM225 21H226V20H224V22H225ZM227 21H229V20H227ZM232 21L235 22V21H236V18L232 19ZM244 21H245V20H244ZM17 22H18V23L15 24V26H14V30H13V32H12L13 34L11 33L12 42H10V43H4V44L0 43V50H1L0 54H2V55H1V59H5L4 61L7 60L8 62H10V63H14L15 65L18 64L20 61H21L22 64H23V62H24V60H25L23 57H25V58L29 57V54L26 56L25 51L28 53V45H27V43L30 42V39H31V38H33V32H34L35 25H36V24H35V25L32 26V27L34 28L32 31L26 32V31H28V30H26V29L29 28V26H28V28L25 26V25L27 24V21L24 20L23 22H21V21L19 22V19H18ZM24 22H26V24H24ZM65 22L67 23V20H66ZM65 22H64V23H65ZM90 22H89V24H90ZM94 22H95V21H94ZM96 22H95V23H96ZM160 22H162V20H161ZM163 22H165V21H163ZM185 22H186V21H185ZM238 22H239V21H238ZM242 22H241V25H242ZM97 23H98V22H97ZM97 23H96V24H97ZM101 23H102V25H103V22H102V21H101ZM166 23H167V22H166ZM225 23H226V22H225ZM231 23H232V22H231ZM231 23H230V24H231ZM245 23H247V22H245ZM245 23H244V24H245ZM248 23H249V22H248ZM248 23L246 24V26L248 25ZM251 23H253V19H252V22H251ZM251 23H250V24H251ZM254 23H253L252 25H255ZM257 23H258V22H257ZM60 24H62V23H60ZM75 24H76V25H75ZM98 24H99V25H98ZM98 24H97V25L94 24L93 27H92V25H93V24H92V25H91V28H89L88 26H90V25H88V23H86V26H85V27H86L87 29L84 27V25H83V27H80V26H79V27L81 28V31H82V32H80V28L78 29V28L75 27L76 30H75V28H73V29H74L76 32H78V34H76V36L79 35L80 33H83V34H81V35H82L81 38H84V40L87 39V38H86V33H90V34H92V35H93V34H94V35L96 34V36H97V34H99V35L97 36V37L99 38V36L101 35L100 33L102 32V30H101V32H100V29H102V25L100 24V22H99ZM176 24H177V23H175V25H176ZM223 24H224V23H223ZM236 24L238 25V23H236ZM239 24H240V23H239ZM244 24H243L242 26H244ZM250 24H249L248 27H247L248 29H249V26H251ZM260 24H261L260 26H264V25H263L264 23H263V24L260 23ZM27 25H28V24H27ZM162 25H166V24L162 23ZM225 25H226V27H227V25L229 26V24H227V23H226ZM234 25H235V24H234ZM234 25H233V23H232V26H233V27H234ZM237 25H236V26H237ZM62 26L64 27V24H63ZM62 26L60 25V28H62ZM65 26H67V28H69V29H70V27H71V29H72V26H73V25L70 26V27H68L69 24H68V25L65 24ZM95 26H96V27H95ZM167 26H168V25H167ZM176 26H177V25H176ZM178 26H179V25H178ZM230 26H231V25H230ZM258 26H259V25H258ZM32 27H30L29 30L32 29ZM100 27H101V28H100ZM163 27H164V26H163ZM163 27H162V28H163ZM168 27H169V26H168ZM170 27H169V28H170ZM179 27H180V26H179ZM179 27H177V28H179ZM233 27H231V28H233ZM244 27H245V26H244ZM18 28H19V31H18ZM20 28H21V29H20ZM25 28H26V29H25ZM36 28H37L36 31H37V33H38L39 30H40L39 25H37ZM48 28H49V27H48ZM60 28L56 29L54 32H56V33L58 34V35H57V34H56V35L59 36V37H60V35L63 36V37H60V39H63L64 37H66V35H68V34H66V33H69V32H68L69 30H68V29L65 30L66 27L63 28L62 30H61ZM99 28H100V29H99ZM165 28H166V27H165ZM227 28H228V29H227L226 31L229 30V27H227ZM231 28H230V29H231ZM238 28H240V27H238ZM250 28H251V27H250ZM256 28H258V27L256 26ZM262 28H264V27H262ZM38 29H39V30H38ZM49 29H50V28H49ZM49 29H48V30H49ZM71 29H70V30H71ZM88 29H90V30H88ZM92 29H94V30L92 31ZM174 29H175V27H174ZM174 29H173V30H174ZM20 30H21V31H20ZM74 30H72V31L74 32ZM78 30H79V31H78ZM98 30H99V31H98ZM231 30H232V29H231ZM231 30H230V31H231ZM233 30H234V29H233ZM241 30H242V29H241ZM243 30H244V29H243ZM251 30H253V28H252V29H249L248 32L250 33ZM254 30H255V27H254ZM257 30H260V28L257 29ZM262 30L264 31V29H261V30L259 31V33L263 36V38H262V36H261L260 34L258 35V31H256L257 33H255V34H257L258 36H261V38L259 37L260 39H258L257 35H254V32H253V34H252V32L250 33V34H252V38H251V37L246 38V36H243L244 39H246V41L249 40L248 43L250 42V43H249L250 46H252L253 41H255L254 44H253L254 46H255V44H256V46L258 45V46L255 47V48H253V46H252V48H253V50H251L252 53H251V51H249L250 54H247V53H248V52H247V53H246V56H247V55H248V56H247V57H245V56L243 57V58H245V60H244V59H240V60H239L237 53H235L236 50H234V52L232 51L233 53H231V51H230V53H228V51H227L228 48H226V49L224 48L225 50H224L223 52H224V55H225V56H226V53H227V54H231V55H229V56H231V59H232V58H238V59H237V62H240V61L244 60L243 63L240 62L241 65L243 64V65H242L243 67L239 66V64L236 62L238 65H237V68H234V71H235L236 69H238L239 72H240V74H238L239 72H237L238 70H236L237 73H235V74H236L235 76H234V74H233V76H231V72H230L231 69H230V70L226 69V70H227V71H226V70H225V67H224V68L222 67V68L226 71V72L223 71V77L220 76V78L222 77V79H223V78H224V79L226 78L225 81L223 80L224 83H227V82H228V85H229V86H230L231 84H234L235 82H236V83H237V82L239 83V80H240L241 74H242V72H244L245 70H247L248 72H251V71H252V75H253V77H254V75H255L256 73H257L258 75L260 74V68L263 69V66H261L260 63H258V61H259L258 59H259V56H260V55H261V56H260V59H262V60L264 59V57H263V50H264V49L261 50V49H262V48H261V45H260V49H259V44H257V43H259L258 40L260 41L261 39H263V40H261L260 44H263V43H264V35H263L264 32L261 33ZM15 31H16V32H15ZM17 31H18V32H17ZM46 31H47V30H46ZM72 31L69 33V35H70L71 33H72V34H75V33H76V32L73 33ZM95 31H96V33H95ZM97 31L100 32V33H97ZM164 31H165V30H164ZM168 31H169V30H168ZM235 31H238L237 28L234 30V32H235ZM239 31H240V30H239ZM245 31H247V30H245ZM31 32H32V33H31ZM54 32H53V35L57 38V36L54 34ZM58 32H60V33H58ZM79 32H80V33H79ZM170 32H171V31H170ZM173 32H174V31H173ZM248 32H247V33H248ZM14 33H15V35H14ZM30 33H31V35H30ZM35 33H36V32H35ZM37 33H36V34H37ZM174 33H175V32H174ZM230 33H232V32H230ZM36 34H35V35H36ZM90 34H89V35H90ZM102 34L104 35V33H102ZM105 34H106V33H105ZM239 34H240V32H239ZM244 34H245V32H244ZM250 34H249V35H250ZM19 35H20V36H19ZM35 35H34V36H35ZM53 35H52V37H53ZM69 35H68V36H69ZM87 35H88V34H87ZM94 35H93L91 38L94 39V41L96 40V42H97L98 40H99V42H100L101 39H104V38H102L103 36L101 35V36H100L101 39H98V40H97L96 36L94 37ZM227 35H228V34H227ZM231 35H232V34H231ZM235 35H236V34H234V36H235ZM240 35H243V32H242V34H240ZM240 35H239V39H242L243 37L240 36ZM247 35H248V34H247ZM21 36H22V37H21ZM70 36H72V35H70ZM73 36H75V35H73ZM73 36H72V38H73ZM90 36H91V35H90ZM90 36H87L88 39L90 38ZM234 36H233L232 39L235 38ZM237 36H238V35H237ZM237 36H236V37H237ZM254 36H256V38H255ZM24 37L27 38V39H29V41L26 39V40H27V43H26V41H25V42L23 41V40H25ZM48 37H50V36L48 35ZM59 37H58V39H59ZM93 37H94V38H93ZM104 37H106V35H104ZM240 37H242V38H240ZM253 37H254L255 39H254ZM78 38H79V36H78ZM78 38H77V37L73 38V40H75L74 42H75L76 44H77V40H78ZM226 38H227L228 40H230V39H231L230 34H229V36L226 37ZM16 39H17V40H16ZM54 39H55V38H54ZM106 39H107V37H106ZM227 39H226V40H227ZM232 39H231V40H232ZM239 39H236V38H235L234 40H232V41L230 42V45H231V46L228 45L229 48H230V47H233V46H235V45H237V44H235V42H236V43H237V42H238V43H241L242 40H240V42H239ZM252 39H253V40H252ZM31 40H32V39H31ZM55 40H56V39H55ZM81 40H82V39L79 38L78 41H79V42H82ZM104 40H105V39H104ZM15 41H17V43H19L20 46H22V47L20 48V46H17L16 43H15ZM32 41H33V40H32ZM32 41H31V42H32ZM244 41H245V40H244ZM37 42H38V43H39V42L41 43V41H37V40H36V43L34 44V46L37 45L38 50H39V53H41V52H40V48H43L44 44H43V43H42L43 45L40 44V43L37 44ZM84 42H85V44H86V40H85ZM13 43H14V44H13ZM23 43H26V44H23ZM33 43H34V42H33ZM102 43L104 44V42H102ZM226 43H227V42H226ZM231 43H232V44H235V45H232ZM1 44H2V45H1ZM5 44H6V46H5ZM21 44H23V45H21ZM28 44H29V43H28ZM30 44H32V43H30ZM106 44H107V43H106ZM241 44H242V46L239 47V48H241V50H242V48L244 49V47H245V52H246V49H247L246 47H248V46H246V44H243V43H241ZM241 44H238V46L241 45ZM9 45H10V46H9ZM101 45H102V44H101ZM101 45H100V46H101ZM104 45H105V44H104ZM243 45H245V46L243 47ZM1 46H2V47H1ZM23 46H24V49H23ZM39 46H40V48H39ZM94 46H97V47H96L97 50H96L95 47L92 46V47H93V50H94V48H95V50H94L95 52H97V51H102V53H103V52H104V53H105V52H106V53H109L108 50L112 51L111 49H108V48H109V45H108L107 50H104V49H106V46H105V47L103 48V50H102V49L100 48L99 44H98V43L95 44V42H94ZM98 46H99V47H98ZM250 46H249L248 48H251ZM8 47H9V48H8ZM18 47H19V48H18ZM226 47H227V46H226ZM235 47H236V46H235ZM99 48H100V49H99ZM239 48H238V49H239ZM252 48H251V49H252ZM256 48H257V49H256ZM82 49H83V48H82ZM236 49H237V48H236ZM12 50H13V51H12ZM20 50H22V51H20ZM23 50H24V51H23ZM222 50H223V47H222ZM230 50H233V49L231 48ZM241 50L239 49L240 52H241ZM18 51H20V52H18ZM253 51H254V52H253ZM17 52H18V53H17ZM21 52H22V55H23V56L21 55ZM223 52H222V53H223ZM243 52H244V51H243ZM261 52H262V53H261ZM37 53H38V51H37ZM39 53H38V54H39ZM110 53H112V52H110ZM242 54H243V53H242ZM19 55H20V56H19ZM123 55H124V54H123ZM222 55H223V54H222ZM240 56H241V54H240ZM240 56H239V57H240ZM249 56H250V57L252 56L251 59H250V58L248 59ZM124 57H125V56H123V58H124ZM227 57H228V56H227ZM257 57H258V59H257ZM16 58H17V59H16ZM30 58H31V57H30ZM222 58L224 59V56H223ZM225 58H226V57H225ZM229 58H230V57H229ZM229 58H227L226 61H227ZM252 58H254V59H252ZM21 59H22V60H21ZM23 59H24V60H23ZM30 60H31V59H28V61H30ZM238 60H239V61H238ZM249 60H250V61H249ZM252 60H253V61H252ZM262 60H261V61H262ZM38 61H40V60H38ZM229 61L232 62V60H228V62H229ZM244 62H245V63H244ZM248 62H250V63L253 62L254 64L257 62L255 65L252 66V67H255L253 70H252V68H249V67L247 66V65H248ZM259 62H260V61H259ZM222 63H223V65L228 64V63L225 62V61L222 62ZM233 63H234V62H233ZM262 63H264V61H262ZM20 64H21V63H20ZM20 64H19V65H20ZM38 64H40V62H39ZM229 64H230V63H229ZM244 64H245V65L247 64V65L245 66ZM19 65H18V66H19ZM223 65H222V66H223ZM263 65H264V64H263ZM234 66H235V65H234ZM257 66H258V67H257ZM21 67H23V66L21 65ZM21 67H15V69L17 68V70H15V71L19 73L20 71H22V70L24 69V68L22 69ZM226 67L228 68L227 65H226ZM235 67H236V66H235ZM239 67L242 68V70H241ZM257 68H258V70H257ZM223 69H222V70H223ZM243 69H244V71H243ZM219 70H220V69H219ZM240 70H241L242 72H241ZM232 71H233V68H232ZM247 71H246V73H248ZM256 71H257V72H256ZM258 71H259V73H258ZM261 71L264 73L263 70H261ZM22 72H23V71H22ZM22 72H21V73H22ZM21 73H19V74L21 75ZM221 74H222V73H221ZM225 74H226V75L228 74V76H226ZM261 74H262V73H261ZM258 75H256V76L258 77ZM21 76H22V75H21ZM224 76H226V77H224ZM229 77H230L231 80H233L232 83H231V81H230V82L227 81V80L229 79ZM254 78H255V77H254ZM259 78H260V75H259ZM263 78H264V77H263ZM222 79H221V80H222ZM20 80H21V81H20ZM31 80H32V79H29V78H27V79H26V78H25V79H24V78H19V80L17 79V82H18V84H17V85H18V89H19V87H20V85H21L22 87H20L19 90H21V92H22V97L24 96V98H25L26 101L30 100V98H29V94H27V93L30 92L29 89L31 88V86H29L28 84L32 85V84H31L32 82L29 83ZM221 80L219 81L220 83H221ZM252 80H253V79H252ZM263 80H264V79H262L261 81H260V80H257V85H255V84H256V83L254 82V81H256L255 79H254V81H252V85L254 84V85L252 86V91H253V94H251L252 97H248V96L246 97V95H245V96H242V94L244 93V89H245V87H243V86L241 85V83H240V85L237 83L238 85L235 86V88L237 87L236 89H237V91H238V92L235 91V92H236L235 94L237 95V96H236L237 99L235 98V102H237V105H236L237 108H235L236 110H234V107H235L234 105H235L236 103L233 101V99H231V101L234 102L233 105L231 104V105L233 106L232 109H231V111L233 110V114L235 113L234 116H236V114L239 113L237 116L241 115V117H240V116H239V117L242 118V116H243L244 118H242V119H244V121H245V120L247 121V122L245 123L246 126H244L245 129H244L243 131H246V136H247V135H248V131H247V130H249V133H250V134L247 136V138H248L247 140H249L248 142H250L252 145H251L250 143H245L246 140H245V141L242 140V139H243V136H244V134H245V132H244L243 135H242V132H241V128H243V127H242L243 124H241V123H242L243 120L241 119L242 121H240V120H239L240 118L238 117L237 121L239 120V121L241 122V123H239L238 125H239V126L242 125V126L239 128V126L237 125L238 128H239L240 130H238V128H235V127H234L233 130H236V129H237V130L240 131V132L237 133V132H238L237 130H236L237 132H236V131H233V130H232V131H233V133H234L235 135L238 134V135H241V137L238 136V137H239V138H238L237 136H235V135L232 133L231 130H230V132H229V138L231 137L232 139H234V144L232 145V147H234V148H230V150L233 149L232 151H233V152H236V153H233V152L230 151V153H232V154H234V155L230 154L233 158L230 157V160L228 161L227 166H228V165H234V171H232V172H228V173H227V169H228V171H229V169L231 170V169H232V166H230L231 168H227V166H225V167L221 170V173H220V171H218V172H217V175H214V177H210V184H209L210 186L212 185V187H213L214 185L216 186V184H217L216 187L214 186V187L212 188V189H213V192H216V193H219V192H220L221 190H223V189H227V190L230 189V190H231V189H232L231 187H233V189L231 190V192H230V190H229V192H227V193L223 191L222 193L227 194L226 196H224V194H221V196L223 195V197L220 196V193H221V192L219 193L218 196H216V195H217L216 193H215L214 195H213V193L211 194V192L208 193V191H209V190L211 191V189H208V191H207V189H206V190L204 191V194H202L204 197H202V195H201L202 198H205V199H203V200H206V202H208V203H207L208 205L211 204L210 202H212V203L215 202V203L213 204V207H216V208H215L216 211L213 210V209H214L213 207L211 208V205H212V204H211L210 206H207V204H206L204 201H202V198H201V197H200L201 200L199 201V203H198V199H199L198 197L196 198L197 201H195V202H191V197H188V198H190V200H189L187 203L190 204V202H191V205H188L186 202H183V203H184V204H183L184 206L181 207V206H180L181 203L178 204V202H179L178 200H179V199L181 200V198H182V200H181V202H182V201H183V197L179 198L178 196H177V197H176V196H173V198H172L173 200L175 199L174 197L178 198V200H177V199L175 200V201H177V202H176L177 204L175 203V201H172L173 204H171V202H170V203H169L170 205H169V204H165L164 206H158L159 208H157L156 206H153V203H154V204H158L159 202L161 203L163 197H160L161 195H154V196H158V198H155L154 196H152V195H153L152 193H151V195L148 196L147 192H146V191L144 192V189L142 188L141 184H140V185L138 184V186H136L138 182L136 183V185H133V186H134V187H138V188H139V186H140V188H139L140 192H139V190L136 191V190H137V188H136V190L133 191L134 193H133V192H132V193H133L134 195L137 193L136 196H138V194L141 193V194H139V195L141 196V197H140L141 199H139V196H138V198H137V197H135V198L139 199V201H138V200H135V199H133V197H132L133 195H131V197H129V198H132L133 200H132V199H131V200L129 199V201H130L131 203H132V201H134V202H135V201H138V202H141V201H142L143 204L141 203V205H139V206H140V210H139V211H140V212L142 211V213H143V216H144V217L141 216L142 214H141L140 216H141V218L143 219V220H142V219H141V220H142V221H145V222L143 223L144 225L141 224V220H140V219H139L140 221H139L138 219H135V217L138 216V215L140 214L139 211H138V212L135 211V210L138 209V207H139V206H136L137 208L135 207V205H136L138 202H137V203L135 202L136 204H134V202H133L132 205H131V203L128 204L129 207L126 206V207H127L126 209L124 208L125 206L122 207V209L124 208L123 210H124L125 215H132V214L134 215V212H135L137 215H136V214H135V216L132 215L131 218H134L135 221L138 220V221L140 222L139 224L143 225V227L146 228V226H148V225H150V226L153 225V227L155 226V227H156V230H158V231H160V232L164 230L163 233L166 234V235H164V236H167V234H170V237H171V238H170V237H169V238H168V237H164L163 239H165V240H164L163 243L168 244V243H170V242L167 243L168 240H170V241L172 242L173 240H176V239H177L178 241H173V245L176 244V242H177V244H176V245H177V248L179 247V249H181L180 251H182V250L184 249L182 252H180V251H178V249H177L176 246L174 245V246H175V249H177V250H176L177 253H178V254L181 253V255H182V256L180 257L181 260H182V257H183V256L185 257V256H189V255H191L190 252H192V250H190V249H192V248L195 247V246L197 247V245H198L197 243H199V246H200V242L202 241L203 238L201 239V241H200L199 238L204 237V235H203V233H202V232H203V229H204L205 231L209 229V234H210V236H209V237H206V236H205V237H204V240H203V241H204L203 244H204V245L206 244L205 246H207V247L203 246L202 244H201V246H200L201 248L204 247V250L206 251V252H205L206 255H204L205 253L202 254V252H204L203 249H202V252H201V253H199V251H197V250H200V251H201V249H196V252H195V251L192 252L193 254L191 255V259H190V257L187 258L188 260H192V259L194 260V262H193L192 264H205V263L209 264V263H210V262H209L210 260H211V264H220V262H222V261H218L217 263H212V262L214 261V258H216V257L219 255V254L216 255V254H217L216 251H220V254H222L221 257L218 256V258H220L221 260H223V259L225 260V258H224V256H223V253H224V252H228V253H230L229 250L232 251V252H233L234 254H236V255H237V254H240V255H238V256L235 255L234 258L232 257L233 259H231V257H230V259H228L229 262L225 261L226 263L224 262V263H222V264H233L234 261H235V263H236V260L240 262V257L242 258V259H241V261H242L241 264H264V258H263V257H264V254H263V252H264V240H262V238L264 239V227H263L264 225H263V226H262V225L259 226V224H260L259 222H261V223L264 224V198H263V197H264V190H263V193H260V191H262V189H264V188H263V186H264V163H263V161H264V160H263V159H264V158H263V157H264V135H263V134H264V130H263V129H264V122H263V120H264V110L261 109V108H262L261 104H259L260 106L257 105V102H258V101L260 102L262 98H263L262 100H264V83H263L264 81H263ZM234 81H235V82H234ZM25 82H26V84H25ZM220 83H218V84H219V87L217 86L218 89H221V88L225 85V84L222 85L221 88H220ZM229 83H231V84H229ZM236 83H235V85H236ZM259 83H260V84H259ZM221 84H222V83H221ZM26 85H27V86H26ZM228 85L226 84L225 86H228ZM225 86H224V87H225ZM229 86H228V87H229ZM241 86H242V87H241ZM228 87L226 88V90H227V89H230V87H229V88H228ZM22 88L24 89V91H22V90H23ZM235 88H232V87H231V89H233V90H234ZM218 89H215V91L217 90V92L219 93L220 90H218ZM223 89H224V88H222V90H223ZM236 89H235V90H236ZM258 89H259V90H258ZM222 90H221V91H222ZM36 91H39V89L37 90V88H36ZM242 91H243V93H242ZM256 91L260 92V93H258L257 96H256V97L258 98L257 100H256V97H254V96H255L254 94H256V93H255ZM217 92H216V93H217ZM224 92H225V90H224ZM24 93H26V94H24ZM218 93H217V94H218ZM222 94H223V91H222ZM260 94H261V95H260ZM27 95H28V97H27ZM213 95H214V93H213ZM215 95H216V94H215ZM215 95H214V96H215ZM219 95H220V94H219ZM251 95H249V96H251ZM253 95H254V96H253ZM259 95L261 96V98H260ZM214 96H213V98H214ZM216 96H217V95H216ZM211 97H212V94L210 93V94L205 98V99L208 98L206 101H207V102H208V101L210 102V100H211L210 98H211ZM245 97H246L247 100L245 99ZM253 97H254V98H253ZM28 98H29V99H28ZM213 98H212V100H211V103L208 102V104H210V106H209L208 104H205V105H206L205 108L208 107V106L211 108V105H215V102L217 101L216 98H218V96H217L215 99H213ZM241 98H242V99H241ZM209 99H210V100H209ZM244 99H245L247 102H246ZM254 99H255L257 102H255ZM12 100H15V99H12ZM16 101H17V100H16ZM204 101H205V100H204ZM206 101H205V103H206ZM244 101H245L246 103H245ZM14 102H15V101H14ZM14 102L12 101V103H14ZM213 102H214V103H213ZM238 102H239V103H238ZM251 103H252V104H251ZM260 103H264V102L261 101ZM15 104H16V105H15ZM15 104H14V107L17 106V103H15ZM249 104H250V105H249ZM254 104H255V106H256V108L254 107V108L256 109V111H257L258 109L262 110V111L259 110V113L262 112V115H263V116H261V115L259 116V114H256V113H257L256 111H255V113L253 112V110L251 109V108H252L251 106H252V105L254 106ZM263 105H264V104H263ZM247 106L249 107V110H248V107H247ZM245 107H246V108H245ZM4 108H6V109H4ZM4 108H3V110L0 108V118H1V120H2L3 122L6 120V119L3 120L4 118H7L6 116H10V110H9V108H8L7 106H5ZM254 108H253V109H254ZM250 109L252 110L251 112H250ZM205 110H206V109H205ZM243 110H244V111H243ZM246 110H247V111H246ZM235 111H236V112H235ZM248 111H249L250 114H255L256 117H255V115H253V116L255 117V118L253 117V118H254V119H253V118H252V115L250 116V114L248 113ZM15 112H16V110H15ZM252 112H253V113H252ZM237 116L234 117V120H236ZM258 116H259V119H258ZM246 117H247V118H246ZM13 118H15L16 120H21V119H22L21 116L18 115V113H16V115L13 116ZM245 118H246V119H245ZM249 118H250V119H249ZM7 119H8V118H7ZM1 120H0V131H1V133H3V131L6 130V128H5V125H4L5 122L2 124V121H1ZM93 120H94V121H93ZM234 120H233V121H234ZM254 120H256V122H255ZM261 120H262V121H261ZM89 121H90V120H89ZM89 121H88V122H89ZM218 121H221V120L219 119ZM244 121H243V123H244ZM17 122H19V121H17ZM94 122H95V123H94ZM254 122H255V123H254ZM260 122H263V123H260ZM89 123L92 125V128H90V131H91V132L88 131V132L91 133V135H89V133H88V136H90V138L93 137V133H94V135H97L96 133H100V134H101V133L104 132V127H105V126L103 127V124H104V123L101 124V122H100L99 120H95V119H92L91 122H89ZM89 123H87V125H88V126H91ZM192 123H193V122H192ZM192 123H190V127H191V124H192ZM194 123H195V124H194ZM194 123H193L194 126L192 125L193 128H192V127L190 128V130H192V131L189 132V134H187V136H188L187 142H189V139H190V143H191L192 141H193V142H196V141H198V142L200 141V142H201V141H202V139L199 137L198 130L196 129V128H197V126H196L197 123H196L195 121H194ZM237 123H238V122H237ZM247 123H249V124L247 125ZM245 124H244V125H245ZM260 124H262V125H260ZM237 126H236V127H237ZM98 127H99V128H98ZM256 127H257V129H256ZM3 128H4V129H3ZM96 128H97V129H96ZM102 128H103V129H102ZM251 128H252V129H251ZM91 129H92V130H91ZM259 129H260V130H259ZM2 130H3V131H2ZM80 130L83 131V129H80ZM96 130H97V131H96ZM98 130H99V131H98ZM100 130H101V131H100ZM253 130L255 131L256 134L254 133ZM196 131H197V132H196ZM19 132H20V133H19ZM27 132H28V131H27L26 129H20V131H18L19 134H17L18 138L21 139L22 137H24L25 134H26ZM86 132H87V131H86ZM261 132H262V133H261ZM1 133H0V144H1V145H0V148H1V146L3 147L2 143H1V141L3 140V137H2V135H1ZM240 133H241V134H240ZM253 133H254V134H253ZM20 134H21V135H20ZM22 134H23V135H22ZM28 134L30 135V133L28 132V133H27V136H25L24 138L29 137ZM193 134H194V137L191 136V135H193ZM251 134H252V137H254V138H252V137L250 136ZM261 135H262V136H261ZM3 136H4V134H3ZM249 136H250L251 139L253 140V141L251 140L253 143L250 141ZM1 137H2V138H1ZM13 137H14V135H12V138H13ZM191 137H192V138H191ZM196 137H197L198 140L196 139ZM244 137H245V136H244ZM193 138H195V140H194ZM199 138H200V139H199ZM13 139H17V137H15V138H13ZM13 139H12V140H13ZM245 139H246V138H245ZM240 140H241V142H243V144L245 145V147L247 146L246 148H250V149H247V150H246V148H245L244 146H241L242 143L240 144V142H239ZM92 141H93V140H92ZM93 142H94V141H93ZM193 142H192V143H193ZM262 142H263V143H262ZM196 143H197V142H196ZM260 143H261V144H260ZM243 144H242V145H243ZM253 144H254V145H253ZM17 145H18V142H13V144H8V145H6V146H8V147L10 148V147H16ZM195 145H196V144H195ZM195 145H194V147L192 146V148L195 149V150H197V148H198L199 145H197V146H195ZM257 145H258V146H257ZM17 147H18V146H17ZM195 147H196V148H195ZM243 147H244V148H243ZM260 147H261V149H262V153H263V155L260 153V152H261ZM237 148H241V152H240V154H239V152L237 153V151H238ZM242 148H243L245 151L242 150ZM79 149H80V147H79V146H76V151H77V152L79 151V152L81 153V150H79ZM200 149H202L201 146H199V149H198V150H200ZM76 151H75V152H76ZM200 151H201V150H200ZM205 151H206V149H205ZM259 151H260V152H259ZM1 152H2V151H1ZM69 153H70V149H68V151L65 152L66 155H68ZM256 153H257V154H256ZM236 154H237V155H236ZM238 154H239V155H238ZM246 154H247V155L249 154V155H248L249 158H247V157L244 158V157H243V156H245ZM259 154L262 155L261 158L258 156ZM247 155H246V156H247ZM256 155H257V156H256ZM261 155H260V156H261ZM234 157H235V158H234ZM240 157H241V158H240ZM251 157H252V158L254 157L255 159H256V157H257V159H256V160H255V159H251ZM6 158H9V157L5 156V154H3V156L0 155V168H3V167H4V164H5V165L7 164V162H5V161H7V160H5ZM258 158H259L260 160L263 158V159L261 160L262 162H261L260 160L257 162ZM245 159H247V160H250V159L253 160V161H251L252 163H249V161H248V163L251 164V165H250L251 167H253L254 162H255L256 166H257V164H258V167H255L256 172L253 170L254 168L250 170V169H249V168H251L250 166L245 167L246 169L243 168L244 171H243L242 169H241L242 171L239 169V167L242 168V166H239V165H243V164H245V163H244V162L246 161ZM243 160H244V162H243ZM254 160H255V161H254ZM238 161H239V162H238ZM241 161H242L243 164H240ZM190 162L192 163V168H194V164H195V163H196L197 165H199V166L202 165V166H200L201 170H203V168H205V166H204L202 163H200L199 161H195V162H194V161H190ZM193 162H194V163H193ZM259 162H261V164H260ZM188 163H189V162H188ZM188 163L186 162L187 165L185 166V168H186L188 165L191 166V165H190L191 163H189V164H188ZM248 163H246V164H248ZM196 164H195V165H196ZM246 164H245V165H246ZM259 164H260V165H259ZM236 166H237L238 169L236 168ZM254 166H255V165H254ZM34 167H36V168H34ZM195 167H196V166H195ZM228 167H229V166H228ZM243 167H244V165H243ZM260 167H261V168H260ZM31 168H32V170H36V169H38V167H37V166H34V165H33ZM33 168H34V169H33ZM190 168H191V167H190ZM190 168L187 167V168L185 169V170L187 171V174H188L187 176H188V177L190 176V180H189L188 182H190V181L194 180L195 178H197V175H198V173H194V172H196V170H197L198 168H196V170H195L194 172H193L192 170H190ZM192 168H191V169H192ZM200 168H199V169H200ZM256 168H258L260 172H259ZM28 169L31 170L30 168H28ZM225 169H226V170H225ZM262 169H263V172H262ZM224 170L226 171V173H225ZM236 170H237V171H236ZM246 170H247V171H246ZM248 170L252 171V173H251V172L248 173ZM2 171H3V169H2ZM2 171H1V172H2ZM40 171H41V172H39V173L36 175L35 179L38 181V183H37V184H38V187L43 188L42 185H44V186L46 185L47 188L49 187V188L46 189V190H50V191H46V193H45V192H41V193L45 194V196H47L46 194L49 195V194H50L49 192H53V191H54L53 188H56V187H57V184H56V183H58V181H59V177H58V176H62V173H60L61 175H59L58 172L56 173V174H58V176H57V177H58V178H57L58 180H57V179L55 178L56 174H55V176H54V175H51V176H50V177L52 178V179H51V178L47 175V173L43 172L42 170H40ZM44 171H45V170H44ZM186 171H185V172H186ZM190 171H192L193 174H190V173H191ZM223 171H224V172H223ZM253 171H254V172H253ZM257 171H258V172H257ZM197 172H199V171H197ZM222 172H223V173H222ZM44 173H45V174H44ZM148 173H149V172L146 171V172L143 173V174L140 176V178H139V179H140V180H139V183H141V181L144 180V178H142V176H144V177L147 176V177H145V178H148V179H147V182H146V179L144 180L145 183L142 181V182H143L142 184H143L144 187H146L145 184H151V183H150V182H151V179H150V181H148V180H149V178H152L151 176H155L154 174H152L153 171L150 172L151 174L149 173V174L151 175V176L149 175L150 177L148 176ZM231 173L234 174V176H236V177L234 178V176H233ZM254 173H256V175H254ZM43 174H44L45 176H44ZM189 174H190V175H189ZM215 174H216V173H215ZM230 174H231V176H233L232 178H231ZM260 175H261V176L263 175V176L261 177ZM157 176H158V175H157ZM187 176H186V177H187ZM218 176H219V177L221 176V181H222V183H219V182H221V181H218V180H217V177H218ZM259 176H260L261 178H263V179H260ZM215 177H216V178H215ZM219 177H218V179H220ZM227 178L231 179L230 181H232V180L234 181V180H235V181L233 182V183H235V184L238 182L237 180H239V182H241V183H243V184H245V185L243 186V184L241 185V184H238V183H237L238 186H236L237 184H236V185H233L231 182H230V185H229V181H228ZM50 179H51V180H50ZM152 179H153V178H152ZM224 179L226 180L225 183H223ZM186 180H187V178H186ZM48 181H51V182H48ZM56 181H57V182H56ZM236 181H237V182H236ZM245 181H246V182H245ZM184 182H186V181H184ZM216 182H217V183H216ZM54 183H55V184H54ZM218 183H219V184H218ZM52 184H53V188L51 187ZM213 184H214V185H213ZM231 184H232L233 186H231ZM246 184H248V186H249L250 189L246 187ZM47 185H48V186H47ZM159 185H160V187H162V188H163V186L166 188V184L161 183V184H159ZM228 185H229V186H228ZM251 185H252L253 187H252ZM210 186H209V188H211ZM227 186H228V188H224V187H227ZM230 186H231V187H230ZM242 186H243L244 188H243ZM254 186L256 187V192H255ZM134 187L130 186L129 190H130L131 188H134ZM229 187H230V188H229ZM235 187H236V188H235ZM238 187H239V188H238ZM257 187H259V188L261 187V190H260V189H257ZM165 188H163V189H165ZM214 188H215V189H214ZM222 188H223V189H222ZM216 189H217V190H216ZM219 189H220V190H219ZM243 189H245L246 192H245V190H243ZM51 190H53V191H51ZM141 190H142V192H141ZM166 190H167V189H166ZM251 190H253V192H252ZM225 191H226V190H225ZM47 192H48V193H47ZM142 193H143V195H142ZM144 193H145V194H144ZM229 193H230V194H229ZM43 194H42V195H43ZM146 194H147V195H146ZM261 194H262V195H261ZM144 195H146V197H145ZM129 196H130V195H129ZM142 196H143V197H142ZM147 196H148V197H147ZM193 196L195 197L196 195H193ZM197 196H198V195H197ZM199 196H200V195H199ZM205 196H207V197H205ZM209 196L211 197V198H210L211 200L209 199ZM212 196H215L216 199H218V197H219V200H216V201L213 200L214 198H212ZM35 197L37 198V195H36ZM149 197H150V199H149ZM151 197H154L156 200H155L154 198H151ZM220 197H221V201H222L223 203L220 201ZM227 197H228V198H227ZM36 198H35V199H36ZM127 198H128V196L126 197V199H127ZM144 198H145V199H144ZM147 198H148V199H147ZM160 198H161V200H160ZM222 198H223V199H226V200L223 201ZM229 198H230V199H229ZM37 199H38V200H37ZM37 199L34 200L35 202H32V203H33V204H37V203H39V202H40L39 197H38ZM126 199H123V200L127 201ZM146 199L149 201V203H151L150 205L153 206L152 208H151V206L149 205V203L147 204V201H146V204L144 203ZM172 199H171V200H172ZM184 199H185V198H184ZM194 199H195V198H194ZM207 199L210 200V201H207ZM121 200H122V199H121ZM185 200H186V199H185ZM192 200H193V198H192ZM193 201H194V200H193ZM217 201L221 202V205H220V203L217 202ZM157 202H158V203H157ZM200 202H204L205 204H202V203H200ZM224 202H225V203H224ZM232 202H233V204H234V203H235V204L233 205ZM120 203H121V202H120ZM123 203H124V205H125V204H127V203H129V202H126V203L123 202ZM174 203H175V204H174ZM195 203H196V204H195ZM197 203H198V204H197ZM216 203L218 204V206H216V205H217ZM33 204H32V205H33ZM115 204L117 205L118 202H115ZM115 204H114V205H115ZM139 204H140V203H139ZM186 204H187V205H186ZM215 204H216V205H215ZM27 205L29 206V204H27V203H26V205H25V204L22 205V210L24 209L23 206L26 207ZM112 205H113V204H112ZM112 205H111V206H112ZM114 205H113V208H115V206H116V205H115V206H114ZM120 205H121V204H120ZM147 205H148V206H147ZM166 205H167V209H166ZM168 205L170 206V208H169V209H170V213H167V212H166V211H169V210H168V207H169ZM174 205H177V206L179 205L180 208H182L181 210H183V208L185 207V208H184L185 210L182 212V213H184V214H182V213L180 212V209H179L178 211H179L180 213H178V214L175 213L176 215H179V216H178L179 218H178V217H175L174 220L171 218L172 220L170 221L169 218H170V217H173V218H174V215H173V216H169V215H168L169 218H167V217H166V216H167L166 214H170V215H171V213H173V211H174V212H177V209H178V208L175 207ZM231 205H232V206H231ZM259 205H261V206H259ZM111 206L109 207V209L112 208ZM142 206H143V208H142ZM171 206H172V207H171ZM189 206H190V208H188ZM194 206H195V207H194ZM197 206H198V207H197ZM199 206H200V210H199L200 212L197 211V209L199 208ZM257 206H258V207H257ZM148 207H150V208L148 209ZM161 207H162V208H165L166 211L163 210ZM173 207H174V208H177V209H174ZM186 207H187V208H186ZM202 207H203V208H202ZM209 207L215 212V213L211 212V214L209 213V215H214L213 218H211V216H209L208 214H207V215H206V214H203V213H205L204 211H206V213H208V211L210 212V208H209ZM219 207H220V210H219ZM226 207H228V208H226ZM30 208H31V206H30ZM113 208H112V209H113ZM117 208H118V207L116 206V209H117ZM119 208H120V207H119ZM119 208H118V209H119ZM135 208H136V209H135ZM217 208H218V209H217ZM222 208H223V211L221 210ZM224 208H225V209H224ZM258 208H260V209H259V212H257ZM122 209L120 208V210H118V211H121V212L116 211V212H118L116 215H115V214H112L113 211H114L115 209H113V210L110 209L112 213L108 212V215L110 216V215L112 214V216L115 215V217L118 216V215L120 216V214H121L122 211H123ZM131 209H135V210L132 212V211H130ZM144 209H145V210H144ZM154 209H155L156 212L154 211ZM172 209H174V210H172ZM187 209H188V210H187ZM192 209H194V210H192ZM226 209H228V210L226 211ZM125 210H126V211H125ZM171 210H172V211H171ZM212 210H211V211H212ZM229 210H230V211H229ZM189 211H190L191 213H190ZM220 211H222L223 213L220 212ZM114 212H115V211H114ZM128 212H129V213H128ZM131 212H132V213H131ZM154 212H155V213H154ZM157 212H158V213H157ZM161 212H162V213H161ZM201 212H202V213H201ZM216 212L222 213L223 215H220L219 213H218V214H219V215H218V214H216ZM225 212H227V213H225ZM252 212H253V213L255 212V213L253 214ZM261 212H262V213H261ZM124 213H122V214H124ZM144 213H147V216H146V217H147V218L149 217V218H150L151 220H153V221H154V220H155V221H157V220L160 221V220H161L162 223H163V225H165V224H167V223L170 224V225H172V222L176 221L177 218H178V220L180 221V215H181V218L183 219V221L181 220L182 222H179V221H177V222L181 223L182 225L179 224V225H180V226H179L177 222H174V226H175V223H177L178 227H180V228H176L177 225H176L175 228H174V226L172 225V226H171V228L173 227L172 230L168 229V227H170V226H167V229H164V227H163V229H161V227H160L161 223H160V224H158V223H157V224H154V222H153V224L151 225V221L148 220L149 218L147 219L148 221L146 220ZM165 213H166V214H165ZM200 213H201V214H200ZM153 214H154V215H158L157 218H156V216H153ZM224 214L227 216V219L225 218L226 216H225ZM251 214H253V215H251ZM259 214H260V215H259ZM125 215H124V216H125ZM164 215H165V216H164ZM184 215H186V217H187V218H190L191 220L185 218ZM200 215H201V216H200ZM215 215H216V216H215ZM241 215H242V216H241ZM247 215H248V216H247ZM22 216H23V215H22ZM109 216H108V217H109ZM112 216H110V217H112ZM160 216H161V217H160ZM198 216L200 217V219H202L201 221L198 219V218H199ZM202 216H203V217H202ZM219 216H220V217H219ZM222 216H225V217L223 218ZM252 216H255L253 220H252V218H253ZM110 217H109V218H110ZM121 217H122V215H121ZM121 217H120V218H121ZM125 217H126V216H125ZM163 217H164V218L166 217L167 219H163ZM194 217H195V218H194ZM221 217H222V218H221ZM245 217L248 218V219H250V221L253 222V223H252V224H253L252 226L249 225L251 222H249V220H247ZM251 217H252V218H251ZM109 218H108V220H110ZM120 218H119V217H116V218H114V219L111 218V220L108 221L107 223H110V222H111V225L115 226L114 224L116 223V221H115V223L113 224V223H112V222H114L113 220H115V219H116V220H117V219L119 220ZM126 218L130 219V216H128V217H126ZM137 218H139V217H137ZM144 218H145V219H144ZM160 218H161V219H160ZM207 218L209 219V223H210V221H211V223H214L213 226H212L211 223H210V224L208 223V219H207ZM210 218H211V219H210ZM217 218H218V219H217ZM19 219H20V220H19ZM21 219H24V218L20 216V218H18V220H16V218L14 219V220H16V227H14L15 224H14V226H13V223H12V225H11V226H12V235H13V234H15V235H16V234H21V233L25 230V226H27V228H26V230H27V232H28L27 234H29V235L33 234L32 231L34 232V230H36L35 228H37V227H35L36 222H33V223H34V224H33L32 222L30 223L31 220H28V219H27L26 221H27L28 224L26 223L27 225H25V224H23V222H22ZM112 219H113V220H112ZM122 219H123V218H122ZM128 219L125 220V221H127V222H125V223H127L126 225H128V223H130V224H134V225H135V223L137 222V221L135 222L133 219H132V221H131V220H128ZM192 219L195 220V221H194L195 225H197V223H198V225H199V226H196L197 228H195V229H197V231L194 229V226H195V225H193V220H192ZM204 219H205V222H203ZM214 219H215V220H214ZM223 219H224V220H223ZM245 219H246V221H245ZM120 220H121V219H120ZM184 220H185V221H184ZM187 220H188L189 222H188ZM196 220H197V221H196ZM261 220H263V222H262ZM18 221H19V222H18ZM122 221H123V220H122ZM190 221H191L192 223H191ZM212 221H213V222H212ZM222 221H223V222H222ZM254 221L257 222L256 224H258V226H257V225H254V224H255ZM132 222H134V223H132ZM148 222H149V223H148ZM183 222H185L186 225H183ZM196 222H197V223H196ZM199 222H203V223L200 224ZM216 222H217V223H216ZM243 222H245L246 224H247V222H248V224H247V225L244 224V226H243ZM120 223H122V222H120ZM204 223H205V224H204ZM226 223H227V225H226ZM31 224H32V227L34 228V230H33V228L31 227ZM130 224H129V225H130ZM136 224H137V223H136ZM139 224H138V225H139ZM146 224H147V225H146ZM189 224H192V225H193V227H192L191 229H194L195 231H194V230H190V228H189L190 225H189ZM218 224H219L220 226H219ZM233 224H234V226H233ZM17 225H18V226H17ZM19 225H20V226H19ZM111 225H109V226H111ZM116 225H118V223H116ZM126 225H124L125 227L122 225L124 230H125V228L127 227ZM145 225H146V226H145ZM192 225H191V226H192ZM208 225H209L210 227L212 226L213 228L210 229V227H209ZM222 225H223V226H222ZM240 225H242L245 229H244L243 227H242V228H243V229H242V228L240 227ZM248 225H249V226H248ZM11 226H10V227H11ZM22 226H24V227H22ZM109 226L107 227L108 229H109ZM113 226H112V227H113ZM119 226L121 227V225H119ZM119 226H116V227L118 228ZM130 226H131V225H130ZM184 226H186L187 230H186V228H185ZM191 226H190V227H191ZM204 226H205V227H204ZM206 226H207V229H205ZM228 226H229V227H228ZM245 226H246L247 228H246ZM13 227H14V230H13ZM17 227H18V228L20 227V229H17ZM40 227H41V226H40ZM135 227H136V225H135ZM143 227H141L142 229H141V228H140V229H139V228H135V229H134L133 227H129V226H128V229H126V230H129V231H126V232L130 233V234H128V235H127V233H126L124 230H122V227L120 228V230H119V228H118L119 232H121V230H122V231H124V232L126 233V234H124V236L126 235V238L123 236L122 239H121V241H122L123 238H125V239L123 240V245H119V243H117V244L120 246V248L123 247V248L120 249L121 252L119 251V252H120L119 255H117V253H119V252L117 251V250H118L117 247H119V246H115L116 244H115V243H112L113 239H112V241H111V240H110L111 237L108 235V236L110 237V239H109V237H108V239H109L111 242H109L108 239L106 240V242L108 241V244H113V245L115 244L114 246H112V247H114V250H113L112 247H110V245H108V246L110 247V249H111V252H112V250H113L112 253H114V252L116 253L115 255H114V254H111V256H112V255H113L114 257L116 256V259H118V257H119V258L122 257L121 259H123V260L119 259V261H115L116 263L118 262L117 264H119V262H121V261H122L121 264H124L125 262L131 264L132 262H131L130 257H132V255H133V257L136 256V255L138 254V253H136V251H137V252L140 251L139 254H140V253L142 254V252L145 253V251H148V250H146V249H145V251L143 250V248L145 247L144 243L146 244V246L149 245V243H147L148 240L145 239L144 237H146V238H150V237H148V235H149V234L147 233L148 231H145V228H143ZM148 227H149V226H148ZM153 227H152V229H155V228H153ZM183 227H184V228H183ZM199 227H200V228H199ZM235 227H237V228H235ZM262 227H263V228H262ZM15 228H16V229H15ZM31 228H32V229H31ZM107 228H106V232H107V231H111V230H113V228H111V227H110V230H108ZM215 228H216V230H215ZM218 228H219V229L224 228L226 231L223 229V233H227V234H228V232H229V234H230L231 237H230L229 235H227V236L230 237L231 239H230V238L227 239V236H223L224 234H222V236H221V235H220V231H218V230H219ZM229 228H230V229H229ZM232 228H234L235 231H234ZM238 228H240V230L242 229V231H240ZM38 229H39V226H38ZM41 229H42V227H41ZM132 229H134V230H132ZM137 229H138V230H137ZM150 229H151V228H150ZM152 229H151V231H150L149 233L152 232V234H153V232H155L156 230H153V231H152ZM175 229H177V230H175ZM199 229H201V230H199ZM217 229H218V230H217ZM237 229H238V230H237ZM246 229H247V230L249 229V230L246 231ZM16 230H18L19 233H18V231L16 232ZM116 230H117V229H116ZM116 230H115V227H114V232H115V233H117ZM140 230H141V231H140ZM143 230L145 231L144 233H146V234H148V235L142 233ZM229 230L232 231V232H236V231H237V232H236L237 235L239 234L238 231H240V234H239L240 236L244 235L246 238H247V236H248L249 238H252L253 241H254V240H255V241H254V243H253V242L251 241V239H249L251 242H249V240H244L246 243L248 242L249 244H251V245H249V244L247 245V248H248V249H247V248H246V244H244V242L240 239V241H241L240 244H242V247H241V246H240V247H235V246H238V245H239V242L236 243V241H239V239H236V238H239V235H238V236H237L236 234L234 235V236H235V240H236V241L234 242V240H233V238H232V235H231L232 233H230ZM244 230H245V231H244ZM252 230H255V231H253V232L258 231L257 234L260 235V237L258 236V237L256 238L257 240L254 238V237L257 236V234L255 233V234H256V235H255L254 233H251ZM21 231H22V232H21ZM44 231H45V230H44ZM135 231H139L140 233L137 234V232H135ZM166 231H167V233H166ZM170 231H176V232H174V233H173V232L170 233ZM183 231H184L185 233H183ZM201 231H202V232H201ZM213 231H214L215 233H214ZM224 231H225V232H224ZM119 232H118V234H115V233H113V234H115V236L118 235V237H120L121 235H120ZM124 232H123V233H124ZM131 232H132V233H131ZM179 232H180V236L176 237V236H177V233L179 234ZM199 232L202 233V234H200ZM207 232H208V231H207ZM207 232H205V234H206ZM218 232H219V234H218ZM241 232H242V233H241ZM8 233H9V232H8ZM34 233H35V232H34ZM109 233H111V232H108V234H109ZM123 233H121V234L123 235ZM141 233H142V236H141V237H143L142 239H143V240L145 239V241L147 240V241L144 242V243H143L142 239L140 240V234H141ZM156 233H157V232H156ZM163 233H161V234L163 235ZM181 233H183L184 236L181 235ZM196 233H197V235H198L197 237H198L199 240L196 239V236L194 235V234H196ZM221 233H222V231H221ZM243 233H244V234H243ZM111 234H112V233H111ZM111 234H110V235H111ZM134 234H135V235H134ZM136 234H137V236H138V235H139V236L136 237V238H134V237L136 236ZM143 234H144V235H143ZM191 234H192V235H191ZM207 234H208V233H207ZM209 234H208V235H209ZM213 234H214V235H213ZM233 234H234V233H233ZM245 234H246V235H245ZM248 234H249L250 236H249ZM15 235H14V236H15ZM119 235H120V236H119ZM132 235H133L132 238L129 237V236H132ZM150 235H151V234H150ZM155 235L158 236V235H160V233L155 234ZM155 235H153L154 237L151 236L152 239H153V238H154V239L156 238ZM186 235H188L187 238H186ZM201 235H203V236H201ZM33 236H34V234H33ZM33 236H32V239H34V240L38 239V238H34ZM37 236H38V235H37ZM111 236H112V235H111ZM127 236H128V240H127ZM168 236H169V235H168ZM192 236H193V237H192ZM199 236H200V237H199ZM214 236H215V238H217V239H214ZM219 236H220V237H219ZM244 236H243V238H244ZM106 237H107V233H106L105 238H106ZM118 237L116 238V240L118 239ZM158 237H159V236H158ZM158 237H157V240H158ZM179 237H180V238H179ZM188 237H190V238H188ZM225 237H226V239H225ZM261 237H262V238H261ZM94 238H95V237H94ZM94 238H93V239H94ZM113 238H115L114 235H113ZM120 238H121V237H120ZM137 238H138V239H137ZM160 238H161V236H160ZM181 238H182V239H181ZM221 238H222V239H221ZM240 238H242V237H240ZM246 238H245V239H246ZM258 238H259V239H258ZM32 239H30V240H32ZM129 239H131V241H132L133 239H136V241H134V242H137V244L139 243L138 241H141V243H142V245H143L144 247L141 246V244L139 243L137 246L140 245L141 248H142V249H140V246H139V247H136V245H135L136 243H133V241H132V244H130V245H132L131 247L133 248L132 251L130 250V251H129L130 253H128V254L126 253L127 255L124 254V253H123V249L125 250L124 242L126 243V241H128V244H129V242H130ZM152 239H151V240H152ZM172 239H173V240H172ZM205 239H206V240H205ZM213 239H214V241H213ZM223 239H224V240H223ZM21 240H22V239H21ZM86 240H87V239H86ZM90 240H91V239H90ZM101 240H102V239H101ZM101 240L99 241L100 243L98 242V244H100V245H98V244L96 243V242L98 241L97 239H96V240H93V241H96L95 243H96L98 246H101V248H102V245H103L102 243H104L103 241H105V239H103V241H101ZM155 240H156V239H155ZM179 240H181V243L179 242ZM187 240H188V241H187ZM196 240H197V243H196ZM208 240H210V241H212V242L209 241V242H210V243H209ZM228 240H229V241H228ZM27 241H29V240H27ZM93 241H92V242H93ZM121 241H119V239H118V241H115V240H114V242H120V243H121ZM161 241H163L162 238H161V240H160L159 242H157V243H160ZM183 241H184L185 243H184ZM191 241L194 242V243L192 242L193 245H192ZM205 241H207V242L205 243ZM231 241H232V242H231ZM83 242H85V239H84ZM83 242H82V243H83ZM90 242H91V241H89V242H87V243H90ZM150 242H151V241H150ZM174 242H175V243H174ZM233 242H234V247H232V246H233V244H232ZM257 242H258V243H257ZM1 243H2V242H1ZM79 243H81V241H80ZM93 243H94V242H93ZM153 243H154V241H153ZM153 243H152V244H153ZM155 243H156V242H155ZM157 243H156L155 245H151V244H150V245L147 247V249H149V248H151V249H156L157 252H156L155 254H156V255H159L160 258L163 259V261H161V259L159 260L158 257H157V260H158V261H157V260L154 261L156 256L154 255V257H153V253H152V254H151V255H152L151 257H149V256H150V255H149V256L146 257V258L149 259L148 261H150V260L152 261V260H153V262H144V260H146V259L143 260L142 258H141L142 261H140L141 259H140V257H139L140 260L134 262L133 264H140V263H142V264H150V263H152V264H160V262H161V264H163V263H164V264H174V263H170V262H171V260H172V262H173V260H174L173 258L175 257V256H174L175 254L173 255L174 257H173V258L171 257V260L169 261V260H168L169 257L166 258V255H168L169 253L166 254V255H165V253H164V255H163V252L160 250L162 247H161L159 250H157V249L159 248V246L157 245ZM163 243H161V244H163ZM182 243L185 244V246H184ZM229 243H231V244L229 245ZM11 244H15V246H17L16 244H18V242H16V240H15V241L13 240V241H11ZM84 244H86V243H84ZM84 244H83V245H84ZM96 244H95V246H97ZM121 244H122V243H121ZM128 244H127V245H128ZM133 244H134V245H133ZM166 244H165V245H166ZM180 244H181V245H180ZM207 244H209V245H207ZM235 244H238V245H235ZM2 245H3V244H2ZM2 245L0 244V247H1ZM4 245H5V244H4ZM4 245H3V246H4ZM7 245H8V244H7ZM79 245H81V246L84 247V248H85L86 246H88V244H86L85 246H83L82 244H79ZM79 245H78V247H80ZM178 245H179V246H178ZM3 246H2V247H3ZM15 246H13V249H14V250H16L15 248H17V247H15ZM24 246H26V245H23V247H24ZM98 246H97V247H98ZM104 246H105V244H104ZM134 246H135V247H134ZM163 246H164V245H163ZM174 246L171 245V247H173V248H174ZM180 246H181V247H180ZM199 246H198V248H199ZM248 246H249V247H250V246H255L253 249H252V247H250L251 250H253L252 253H250L251 251H250V249H249ZM14 247H15V248H14ZM82 247H80V250H81ZM88 247H89V246H88ZM97 247H96V248H97ZM115 247H116V248H115ZM190 247H191V248H190ZM98 248L100 249V247H98ZM106 248H107V245L105 246V249H106ZM134 248H135V252H134ZM145 248H146V247H145ZM167 248H168V247H167ZM167 248H166V252H168V251H167ZM213 248H214V250H213ZM218 248H221L222 250H223V249H224V250L226 249V250L222 253V250H221V249L218 250ZM238 248H243V250H242V249H238ZM4 249H5V248H0V250H1L0 253H3V254H4V255L2 254L3 256H7V255H9L10 252L6 251L7 249H5V250H4ZM17 249H18V248H17ZM74 249H75V248H73V252L76 251V250H74ZM76 249H77V248H76ZM86 249H87V248H86ZM86 249H85V250H86ZM89 249H90V248H89ZM89 249H88V250H89ZM103 249H104V247H103ZM126 249H127V248H126ZM129 249H130V246H129L128 250H129ZM169 249H170V247H169ZM175 249H174V250H175ZM210 249L213 250V251H211ZM216 249H217V250H216ZM97 250H98V249H97ZM107 250H108V251H107ZM107 250H104V251H106V252H105V255L109 254V256H110V253H109L110 250H109V249H107ZM149 250H150V249H149ZM170 250H172L173 253H175L173 249H170ZM194 250H195V249H194ZM244 250H247V251L244 253ZM255 250H256V251H255ZM257 250H258V251H257ZM259 250H260V251H259ZM261 250H262V251H261ZM78 251H79V249H78L76 252L78 253ZM101 251H103V250L101 249L100 252H101ZM104 251H103V252H104ZM125 251L127 252V250H125ZM141 251H142V252H141ZM188 251H190V252H188ZM207 251H208L209 253H207ZM68 252H69V251H68ZM70 252H71V251H70ZM70 252L67 253L69 256H70V254L72 253V252H71V253H70ZM85 252H86V251H85ZM87 252H88V251H87ZM90 252H92V251H90ZM90 252H89V253H90ZM100 252H99V250H98V251H97L98 254L95 253V254L97 255V257H96V256L94 255V252L91 253V254H88V253H87L88 255L86 254V255H87V256H86V255L83 253V251H81V253L87 257V258H86V261L88 260V256H89V258H90L91 255H92V258L90 259L91 261L94 259L93 256L96 257V258H98V259L101 258V257L103 258L104 255L99 256V253H100ZM103 252L100 253V255H101V254H104ZM164 252H165V251H164ZM169 252H170V251H169ZM179 252H180V253H179ZM210 252H213V253L216 252V254H215L216 257H215V255L213 256V253H210ZM74 253H75V252H74ZM77 253H75V254H71V255H72L71 258H75V259L77 260V261H76V260L74 259L75 261H73V263H74V264H84V261H85V260H84V256H83L81 253H80L79 255H77V256H78L77 258H79V256L81 255L80 259H81V258L83 259V261H82V259H81V260H80L81 262H80V261H78V259L76 258V254H77ZM106 253H107V254H106ZM147 253H148V252H147ZM170 253H171V252H170ZM182 253H183V254H182ZM194 253L196 254V256H199L200 258L197 257L198 259L196 260V257H195V254H194ZM228 253H227V254H228ZM233 253H232V254H233ZM247 253H248V256H247L248 258L245 256V255H247ZM249 253H250V254H249ZM141 254H140V255H141ZM148 254H149V253H148ZM200 254H201L202 256H201ZM210 254H211V255H210ZM258 254H260V255H258ZM2 255H1V256H2ZM74 255H75V256H74ZM140 255H139V256H140ZM144 255H145V254H144ZM144 255H142V256L144 257ZM146 255H147V254H146ZM169 255H170V254H169ZM230 255H231V254H230ZM249 255H250L251 257H250ZM254 255H255V256H254ZM1 256H0V257H1ZM3 256H2V257H3ZM73 256H74V257H73ZM82 256H83V257H82ZM98 256H99V257H98ZM109 256H108V255H107V256H104V258H105V257L107 258V257H109ZM142 256H141V257H142ZM176 256H178V255H176ZM179 256H180V255H179ZM209 256H213L214 258H212V259H211V258H207V257H209ZM225 256H226V255H225ZM259 256H260V257H259ZM67 257H68V256H66L65 258H62V259H64V262H62V261L60 260L62 263H60V261L58 260V264H63V263H65V264H71L72 261L69 263V257H68V260L65 262V260H66ZM184 257H183V258H184ZM15 258H16V257H15ZM15 258H14V259H15ZM126 258H127V261H126ZM134 258H135V257H134ZM134 258H133V259H134ZM137 258H138V257H137ZM180 258L175 257V260L178 259V260L180 261ZM206 258H207L208 260H209V259H210V260H209V261L207 260L208 262L203 261V260L206 259ZM218 258H217V259H218ZM0 259H1V258H0ZM107 259H109V258H107ZM107 259H106V262L109 261L108 263H110V262H113L112 264L115 263V262L113 261V260H114L113 257H111L110 260H107ZM112 259H113V260H112ZM116 259H115V260H116ZM184 259H185V258H184ZM238 259H239V260H238ZM244 259H245L246 261H244ZM250 259H251V260H250ZM252 259H253V260H252ZM7 260L10 261V264H11L12 262H14V264H16V263H17L16 261H17V260L19 261L20 259H15V260H16V261H15V260H13L12 257L10 258V256H7ZM70 260H71V259H70ZM72 260H73V259H72ZM137 260H138V259H137ZM164 260H165L166 263L164 262ZM166 260H168L169 262H167ZM212 260H213V261H212ZM226 260H227V259H226ZM86 261H85V264H86V263H88V264H93V261H92V263H90V261H89V262H88V261L86 262ZM124 261H125V262H124ZM176 261H177V260H176ZM176 261H175V264H178V263H179V264H182V263H181L182 261H180V262H178V263H176ZM185 261L187 262V260H185ZM249 261H250L251 263H250ZM253 261H254V262H253ZM256 261H257V262H256ZM261 261H262V262H261ZM75 262H76V263H75ZM77 262H79V263H77ZM143 262H144V263H143ZM190 262H192V261H190ZM190 262H187V264H189ZM203 262H204V263H203ZM215 262H216V259H215ZM239 262H238V263H239ZM255 262H256V263H255ZM0 263H2L1 260H0ZM56 263H57V261H56ZM73 263H72V264H73ZM2 264H3V263H2ZM12 264H13V263H12ZM54 264H55V263H54ZM110 264H111V263H110ZM184 264H186V263H184ZM190 264H191V263H190Z\"/></svg>", "mask_w": 264, "mask_h": 264}]
</instances>
